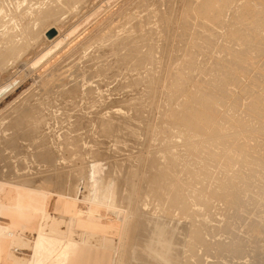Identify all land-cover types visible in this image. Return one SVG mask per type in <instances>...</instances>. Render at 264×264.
<instances>
[{
  "label": "bare ground",
  "instance_id": "1",
  "mask_svg": "<svg viewBox=\"0 0 264 264\" xmlns=\"http://www.w3.org/2000/svg\"><path fill=\"white\" fill-rule=\"evenodd\" d=\"M2 1V0H1ZM0 1V2H1ZM20 1V0H19ZM28 2V0H21V4L23 2ZM33 1V0H32ZM37 1V0H36ZM42 1V0H41ZM97 0H52L51 1V4L53 2L54 4V10L52 11L51 9L47 12V14H45L46 16L41 18L40 15H39V18L35 19V26H41V24L45 26V22L46 23H52L54 26H52V28L48 29L46 32L44 31V33L41 31L42 29H35L34 32L32 34V37H34L35 40H37V44L36 42L34 43L36 45V48L38 47L39 49L48 44H52L54 42H56L57 40H59L61 38V36L63 35V32L67 29V26H66V22H63L61 20V18H59V16L62 17V15H64L65 13H67L69 11V13H75V12H72L74 9H79V7L76 8L77 5H82L84 7H89L92 3H96ZM241 0H201L199 2V4H197V6L194 8L191 6V8L189 9L188 8V12H187V17L185 18H188V17H191L192 18H198L197 20L201 19V21H204L206 22L207 24H210V26H220V25H223L224 26V21L226 20L225 16H227V14H230L229 16H233L235 17L236 19H232L233 21H235V26L234 28H232V30L227 32L229 34V37L232 42L233 40L234 41H238V42H241L242 43V46L239 47H236L235 44L233 43L234 47H232L233 45L231 44V46H229L233 52L235 51L236 53H233L234 56L232 58V56H230V58L228 57V59L225 57V55L227 56V54L223 55V57H220L223 58L222 60L225 59L226 62H222L223 65L219 66L222 67L221 70L218 71V69H215L217 71V74L218 73H222V75L220 76V74H218V76L214 75L213 73L211 74V71L213 70H208L206 71L207 73H209V78L214 75V77H212L213 79H211L212 81L209 82V80L207 82H209L208 84H212V86L210 87L209 85V88L206 87L207 85H205V89L202 87L199 86V84L197 82H199V80L197 81L196 79L193 78V76L196 74L195 78L197 77V73H195L196 71H198L197 69V66L203 62V64H209V62L207 63L206 59L210 62H213V60H209V57H206V59L204 58V55L206 56L208 52H210V50H212V47L214 46V43H213V36L212 34L214 35V32H213V27L211 29V31L209 30L211 27L207 28L208 29V32L206 30L205 31V34L206 32L208 34H206L205 36H202L203 34V31L199 32L198 29L197 31L194 30L193 32H190L191 35H187L189 38H190V42H189V45L191 46H187V41L185 40L186 45L190 51L188 52V54L186 55L187 53V50L184 49L186 48L184 46V50H186V57L185 59L183 60L184 61V64H182L180 61L179 62L184 65V69L182 70L181 68H179L181 65L178 64V68L176 69L177 71L179 70L180 74L179 75H174V77H170L171 78V81L170 79H167L164 75V77L167 79V81L169 80L170 84L167 82V84H169V94L168 96H166L164 102L165 103H169L171 104V106L173 105L172 103L177 101L178 103V100L180 102V100L182 98H187L188 102L184 100V102L182 101L181 103V106L180 104L179 105H176L174 103V107L176 106H180L178 108H174L173 109H176V110H173L175 111V114L174 116L172 117V114H169L171 115V117H168V119L170 121H168L166 124H165V129L167 131H170L169 130V126H167V124H169L172 128H176V130H178V133L181 135V136H184L183 139H185V144L188 146L187 149H189V156H194L196 154V152L199 150L200 148V151L199 152V157H201L202 153H203V148L207 147L206 145H208V147L210 146L209 144V141L206 140L203 141V134L201 131H203V127L205 125H207V127L209 126L208 124L211 123L210 120L212 119L211 116L209 114H207V112H205L206 109H204V111H200L199 110V107L201 106L200 104H205V107L206 106H209L211 105H214V103L216 102L217 103V100H221L220 102L224 101L222 100L223 98L221 96H224L225 95V90L228 91V89L230 90V88L227 87V85L229 84H233V83H230L231 80H234L236 81L237 78H236V74L235 73H232V70H235L236 69H232L233 67L235 68L236 64L234 63H237L239 64L240 61H242L243 59V53H245L246 51L250 50L251 51V47L254 46L253 44H251V40L250 41V44H249V39H248V42H245V38L243 37V31L245 29H247V27L250 28L251 24L249 25L247 23L248 20L252 19V17L250 19H248L249 17V13L251 14L252 12H249L250 11V5L253 4L254 2L252 3H244V4H240L241 6L239 7V2ZM244 1V0H243ZM248 1V0H247ZM250 1V0H249ZM254 1V0H253ZM262 1V0H261ZM6 3V0L3 1ZM40 2V1H39ZM152 2V1H151ZM160 2V1H159ZM257 2V1H256ZM10 3V2H9ZM29 3V2H28ZM34 3V2H33ZM3 4V3H2ZM17 4V3H16ZM15 4V5H16ZM36 4V3H35ZM34 4V5H35ZM44 4V2H43ZM50 4V6H51ZM150 3L148 2V5ZM154 4V3H152ZM176 4V3H175ZM179 4V3H178ZM181 4V3H180ZM256 5V8L258 7L257 4L259 3H254ZM20 5V4H19ZM29 5V4H28ZM47 5V4H46ZM169 5V4H168ZM173 5V4H172ZM254 5V7H255ZM263 6L264 3L262 2L260 4V6ZM4 6L6 7V4H4ZM4 6H1L0 4V14H3V11H6L5 9H3L2 7ZM22 6V5H21ZM42 6V4H41ZM161 6V5H160ZM163 6V5H162ZM181 6V5H180ZM40 7V6H39ZM82 7V8H84ZM91 7V6H90ZM89 7V8H90ZM170 7V6H169ZM264 7V6H263ZM262 7V8H263ZM41 8V7H40ZM38 8V9H40ZM48 8V7H47ZM46 8V9H47ZM50 8V7H49ZM81 8V7H80ZM138 8V7H137ZM157 8V7H156ZM161 9V8H160ZM152 10V9H151ZM36 11V10H35ZM38 11V10H37ZM36 11V13H38ZM46 11V10H45ZM258 11H261L263 12V18H264V11L262 10H258ZM24 12V11H23ZM42 12V10H41ZM79 12V11H78ZM157 12V11H156ZM158 12H159V9H158ZM166 12V11H165ZM225 12V14H224ZM32 13V12H31ZM39 13H40V10H39ZM150 13V12H149ZM155 13V12H154ZM162 13V12H161ZM168 13V12H167ZM227 13V14H226ZM29 14V13H28ZM33 14V13H32ZM44 14V13H43ZM42 14V15H43ZM68 14V13H67ZM156 14V13H155ZM170 14V13H169ZM175 14V13H174ZM186 14V13H185ZM255 14V12H254ZM257 14V13H256ZM3 15H0V16H3ZM16 16L17 13H15ZM70 15V14H69ZM75 15V14H74ZM128 15V14H127ZM158 15V14H157ZM160 15V14H159ZM163 15V14H161ZM12 16V15H11ZM34 16V15H33ZM38 16V15H37ZM67 16V15H66ZM71 16V15H70ZM87 16V15H86ZM154 16V15H153ZM252 16V15H251ZM258 15H256L257 17ZM5 17V16H4ZM8 17V16H7ZM6 17V18H7ZM19 17V16H18ZM26 17V16H25ZM74 17V16H73ZM159 17V16H158ZM223 17H224V20H223ZM255 17V18H256ZM13 18V17H12ZM11 20H15V19H12ZM41 18V19H40ZM72 18V16H71ZM162 18V16H161ZM176 18V17H175ZM183 18V17H181ZM259 18V17H257ZM256 18V19H257ZM20 18H18L19 20ZM68 19V18H67ZM66 19V20H67ZM137 19V17H136ZM142 19V18H141ZM145 19V18H144ZM177 19V18H176ZM190 19V18H188ZM229 19V18H228ZM5 20V19H4ZM21 20V19H20ZM64 20V21H66ZM69 20H72L69 18ZM67 20V21H69ZM133 20V19H132ZM143 20V19H142ZM163 20V19H162ZM187 20V19H186ZM196 20V19H195ZM196 20V21H197ZM260 20V19H259ZM134 21V20H133ZM156 21V20H155ZM164 21V20H163ZM178 21V20H177ZM176 21V22H177ZM183 21V20H182ZM189 21V20H188ZM194 21V20H193ZM252 21V20H251ZM254 21V20H253ZM252 21V22H253ZM258 21V20H257ZM4 22V21H3ZM10 22V21H9ZM21 22V21H20ZM162 22V21H161ZM185 22V21H184ZM195 22V21H194ZM200 22V21H198ZM131 23V22H130ZM156 23V22H155ZM159 23V21L157 22ZM165 23V21H164ZM187 23V22H186ZM185 23V24H186ZM189 23V22H188ZM197 23V22H195ZM231 23V22H230ZM250 23V22H249ZM254 23V22H253ZM256 23V22H255ZM259 23V22H258ZM28 24V23H27ZM163 24V23H162ZM200 24V23H199ZM49 25V24H48ZM146 25V24H145ZM161 25V24H159ZM193 25V24H192ZM201 25V24H200ZM198 25V26H200ZM227 25V23H226ZM233 25V24H232ZM155 26V25H154ZM162 26V25H161ZM185 26H188V25H185ZM191 26V25H190ZM222 26V27H223ZM253 26V25H252ZM251 26V27H252ZM42 27V26H41ZM51 27V26H49ZM128 27V26H126ZM182 27V26H181ZM184 27V26H183ZM182 27V28H183ZM206 27V26H205ZM208 27V26H207ZM225 27V26H224ZM230 27V26H229ZM259 27V26H258ZM16 28V27H15ZM27 28V27H26ZM31 28V27H30ZM48 28V27H47ZM111 28H113L111 26ZM131 28V27H130ZM163 28V27H162ZM198 28V27H197ZM204 28V26L201 28H199V30H202ZM248 28V29H249ZM10 29V28H9ZM22 29V28H21ZM20 29V30H21ZM25 29V27L23 28ZM29 29V28H28ZM52 29H55L56 31V35L53 37V38H48L47 37V33L52 30ZM75 29L74 28L68 35L67 39L72 36L74 33H75ZM144 29V28H143ZM155 29V28H154ZM180 29V28H179ZM188 29V27H187ZM32 30V29H31ZM46 30V28H45ZM124 30V29H123ZM127 30V29H126ZM141 30V29H140ZM192 30V29H191ZM227 30V29H226ZM130 30H128L129 32ZM180 31V30H179ZM23 32V31H22ZM25 32V31H24ZM23 32V33H24ZM115 32V31H113ZM112 31L110 32L111 34L113 33ZM124 32V31H123ZM140 32V31H139ZM148 32V31H147ZM145 31V33H147ZM163 32V30H162ZM216 32V31H215ZM225 32V31H224ZM248 32V31H247ZM251 32V31H250ZM15 33V32H14ZM26 33V32H25ZM116 33V32H115ZM136 33V31H135ZM170 33V31H169ZM186 32V29H185V32ZM189 33V32H188ZM257 33V31H256ZM11 34V33H10ZM29 34V33H28ZM106 34V33H105ZM118 34V33H117ZM116 34V35H117ZM144 34V33H143ZM171 34V33H170ZM219 34V33H217ZM216 34V35H217ZM246 34V33H245ZM260 34V33H259ZM12 35V34H11ZM115 35V34H114ZM113 35V36H114ZM119 35V34H118ZM146 35V34H145ZM162 35V34H160ZM181 35H183V32L181 33ZM179 36V42L183 41L184 38L183 36ZM185 35V34H184ZM204 35V34H203ZM224 35V34H222ZM258 35V34H257ZM8 36V35H7ZM21 36V35H20ZM27 36V35H25ZM30 36V35H28ZM27 36V37H28ZM112 36V37H113ZM127 36V35H125ZM124 36V38H125ZM154 36V34H153ZM157 36V35H156ZM167 36V35H166ZM186 36V35H185ZM184 36V37H185ZM13 37V35H12ZM102 37V36H101ZM107 37V35L105 36ZM110 37V35L108 36ZM128 37V36H127ZM135 37V36H134ZM133 37V38H134ZM158 37V36H157ZM163 37V36H162ZM161 37V38H162ZM165 37V36H164ZM187 37V38H188ZM224 37V36H223ZM16 38V37H15ZM116 38V37H115ZM114 38V39H115ZM120 38V37H119ZM118 38V39H119ZM121 38H123L121 36ZM120 38V39H121ZM129 38V37H128ZM148 38H151V37H148ZM155 38V37H154ZM177 38V37H176ZM188 38V40H189ZM231 38H234V39H231ZM244 38V39H243ZM256 38V37H255ZM33 39V38H32ZM67 39H65L64 41H66ZM109 39V38H108ZM112 39V38H110ZM127 39V38H126ZM132 39V38H131ZM130 39V40H131ZM137 39V38H136ZM259 39V38H258ZM9 40V39H8ZM13 41V38L11 39ZM44 40V41H43ZM93 40V39H92ZM124 40V39H122ZM129 40V39H127ZM129 40V41H130ZM135 40V39H134ZM153 38L151 39V42H152ZM156 40V39H155ZM159 40V39H158ZM157 40V41H158ZM161 40V39H160ZM178 40V39H177ZM202 43H200L201 41ZM217 40V39H216ZM215 40V41H216ZM224 40V39H223ZM225 40L227 41L228 38ZM7 41V40H6ZM28 41V40H27ZM34 40H32L33 42ZM64 41H61L59 43H57V45H55L54 48L50 49L49 51H47L43 56H41L39 59H37L29 68L25 69V71L27 73H32L34 71H36V67H40L45 61H47L50 57H52L54 55V53H56L58 50L57 49H60L62 47V45H64ZM112 41V40H111ZM109 42L110 44L112 42ZM125 41V40H124ZM138 41V40H137ZM155 41V43L157 42ZM200 41V42H199ZM225 41V42H226ZM247 41V40H246ZM256 41V40H255ZM14 42V41H13ZM19 42V41H18ZM30 42V41H29ZM27 42V43H29ZM107 43V41H105ZM114 42V40H113ZM123 42V41H122ZM131 42V41H130ZM146 42V41H145ZM150 42V41H149ZM149 42H147L149 44ZM176 42V41H175ZM174 42V43H175ZM219 42V41H218ZM224 42V41H223ZM222 42V43H223ZM224 42V43H225ZM229 44L232 43L230 41H228ZM238 42H235L236 44ZM105 43V44H106ZM121 43V42H120ZM125 43V42H124ZM123 43V45H124ZM128 42H126L127 44ZM135 43V41L133 42V44ZM139 43V42H138ZM138 47L136 49V47L134 49H136L135 51L139 52V49H140V43L138 44ZM144 43V42H143ZM142 43V44H143ZM157 46L160 44L159 41L157 42ZM195 43V44H194ZM227 43V42H226ZM241 43H238L239 45H241ZM255 43V42H253ZM13 44V43H12ZM30 44V43H29ZM84 44V43H83ZM90 44V43H89ZM130 44V43H128ZM131 43V45L129 46L128 49H132L131 47H134L132 46L133 45ZM147 44V45H148ZM6 45H8V43H6ZM10 47L6 46L7 49H9V51L11 52H14L17 48H19V46H11V43L9 44ZM14 45V44H13ZM23 45V44H22ZM21 45V46H22ZM118 45H120L118 43ZM136 45V44H134ZM136 45V46H137ZM151 45V43H150ZM153 46L154 43L152 44ZM164 45V44H163ZM176 45V44H175ZM193 45V46H192ZM216 45V44H215ZM256 45H259L258 47H261L260 43L259 44H255ZM27 46V44L25 45ZM24 46V47H25ZM30 46H32V44H30ZM29 46V47H30ZM106 46H108V44H106ZM127 46V45H126ZM143 46H146V45H143ZM165 46V45H164ZM163 46V47H164ZM167 46V45H166ZM177 46H178V43H177ZM23 47V46H22ZM21 47V48H22ZM28 47V46H27ZM114 46L112 45L111 48H113ZM149 47V46H148ZM147 47V48H148ZM152 47V46H150ZM162 47V48H163ZM168 47V46H167ZM219 47V46H218ZM226 47H228V45L226 44ZM238 48L236 50H234L233 48ZM242 47V48H241ZM258 47L256 46L255 48L258 49ZM15 48V49H14ZM32 48V47H30ZM28 48V49H30ZM109 48V47H108ZM119 48V47H118ZM124 48V46H123ZM153 48V47H152ZM156 48V47H155ZM214 48V47H213ZM229 48V49H230ZM254 48V47H253ZM262 48V47H261ZM264 48V47H263ZM90 49V48H89ZM127 47L125 50H127V52H130L128 51ZM146 49V48H145ZM176 49V48H175ZM174 49V50H175ZM182 49L181 45H180V50ZM182 49V51H183ZM228 49V50H229ZM239 49H241L239 51ZM6 50V49H5ZM13 50V51H12ZM95 50V49H94ZM112 50V49H111ZM133 50V49H132ZM131 50V53L134 52ZM153 49L150 48V52L148 51V53L146 52L145 56H144V59H143V64H140L138 67L142 68L143 69V66L147 64H152L154 63V61L157 59L156 56V53L155 52H158L160 50V47H159V50L158 51H151ZM157 50V49H156ZM167 50V49H166ZM169 50V49H168ZM171 50V49H170ZM179 48H178V51H180ZM215 50V49H214ZM218 50V49H217ZM227 49H225L226 51ZM228 50L226 51V53H228ZM231 50V51H232ZM238 50V51H237ZM254 50V49H253ZM25 51H27L25 49ZM30 51V50H29ZM32 51V50H31ZM102 51V50H101ZM108 51V50H107ZM120 51H122L120 49ZM144 51V50H143ZM163 51V50H162ZM173 51V50H172ZM170 51V52H172ZM206 51V52H205ZM219 51V50H218ZM256 51V50H255ZM259 51V50H257ZM262 51V50H260ZM19 52V51H18ZM17 52V53H18ZM21 52H22V49H21ZM28 52V51H27ZM100 52V51H99ZM177 52V51H176ZM181 52V51H180ZM185 51H183V54H184ZM201 53V56L204 58L203 60H198L200 58V55L199 57L196 56L198 54L196 53ZM224 52V51H223ZM222 52V54H224ZM241 52V53H239ZM249 52V51H248ZM3 53V52H2ZM23 53V52H22ZM93 53V52H92ZM110 53V52H109ZM120 53V52H119ZM122 53V52H121ZM130 53V54H131ZM153 53H154V57L153 58ZM182 53V52H181ZM191 56L194 54V56L197 58L196 60L192 59L193 57H190L188 55ZM206 53V54H205ZM239 53V54H238ZM258 53V52H257ZM1 54V53H0ZM13 54V53H11ZM26 54V53H24ZM28 54V53H27ZM30 54V53H29ZM79 54V53H78ZM108 54V53H107ZM116 54V53H115ZM118 54V53H117ZM126 55H128L129 57V60L131 59L129 56L130 54L126 53ZM136 54V53H135ZM158 54V53H157ZM177 54V53H176ZM203 54V55H202ZM211 55H214L210 52ZM210 54H208L209 56H211ZM217 54V53H215ZM228 54H231V52H229ZM247 54V53H246ZM250 54V53H248ZM247 54V55H248ZM264 54V53H263ZM3 55V54H1ZM9 56V54H7ZM18 55V54H17ZM92 55V54H91ZM95 55V54H94ZM97 55V54H96ZM99 55V54H98ZM101 55V54H100ZM109 55V54H108ZM107 55V56H108ZM125 55V56H126ZM132 55V54H131ZM138 55V53H137ZM137 55L135 56L137 58ZM142 55V54H141ZM156 55V56H155ZM166 55V54H165ZM170 55V54H169ZM179 55V54H178ZM207 55V56H208ZM219 55L221 56V54L219 53ZM218 55V56H219ZM259 56V54H257ZM256 55V56H257ZM4 56V55H3ZM6 56V54H5ZM6 56V57H8ZM77 56H80L77 55ZM93 56V55H92ZM122 56V55H121ZM123 56V57H125ZM134 56V54H133ZM132 56V57H133ZM143 56V55H142ZM177 56V55H176ZM182 56V54H181ZM181 56H179V58H181ZM217 56V58H218ZM242 56V58H241ZM249 56V55H248ZM247 56V57H248ZM252 56V55H250ZM1 57V56H0ZM24 57V56H23ZM85 57V56H84ZM120 57V55H119ZM127 57V56H126ZM127 57V59H128ZM134 57V58H135ZM162 57V56H161ZM165 57V56H164ZM163 57V58H164ZM167 57V56H166ZM188 57V58H187ZM190 57V58H189ZM194 57V58H195ZM246 57V56H245ZM244 57V58H245ZM253 57V56H252ZM18 58V56H17ZM25 59H23L25 62L27 61V59L29 58L28 55H26L24 57ZM122 58V57H121ZM140 58V56H139ZM162 58V59H163ZM177 58V59H179ZM212 58V56L210 57V59ZM214 58V56H213ZM216 58V57H215ZM214 58V59H215ZM2 59V57H1ZM4 59V57H3ZM2 59V60H3ZM6 59V58H5ZM12 59V58H11ZM16 59V58H15ZM76 59V58H75ZM99 59V58H98ZM97 59V60H98ZM111 59V58H110ZM120 59V58H119ZM118 59V61H119ZM124 60V61H121V60ZM120 59V62H123L122 64L124 65L125 62V59L122 58ZM126 59V61H128ZM142 59V58H141ZM155 59V60H153ZM158 59H159V56H158ZM175 59V57L173 58ZM182 59V58H181ZM219 59V58H218ZM216 59V60H218ZM231 59V62L234 61L233 63H229L228 61H230ZM247 59V58H246ZM245 59V60H246ZM253 59V58H251ZM250 59V60H251ZM9 60V59H8ZM7 60V61H8ZM81 60V59H80ZM96 60V61H97ZM165 60V59H164ZM163 60V61H164ZM199 61V64H197L196 66V63ZM205 60V62H204ZM245 60H243L245 62ZM254 60V59H253ZM259 60V59H258ZM6 61V62H7ZM19 61V60H18ZM75 61V60H74ZM86 61V60H85ZM117 61V62H118ZM134 61V60H133ZM153 63H149V62H152ZM156 65L158 63V61L160 60H156ZM175 61V60H174ZM178 61V60H177ZM196 61V63L194 62ZM249 61V60H248ZM260 61V60H259ZM4 62V64L6 63ZM17 62V61H16ZM71 62V61H70ZM69 62V63H70ZM89 62V61H88ZM116 62V60L114 61ZM116 62V63H117ZM119 62V63H120ZM137 62V61H136ZM142 63V61H139ZM178 62V63H179ZM220 62V60H219ZM217 61V63H219ZM27 63V62H26ZM91 63V62H90ZM161 63V61L159 62ZM216 63V64H217ZM221 63V62H220ZM251 63V61H250ZM263 63V62H262ZM261 63V64H262ZM1 64V63H0ZM14 64V63H13ZM77 64V63H76ZM85 64V63H84ZM108 64V63H107ZM121 64V65H122ZM133 64V63H132ZM138 64V63H137ZM148 64H147V67H148ZM204 64V66H205ZM212 64V63H211ZM211 64L207 65V67L210 69V67H216L218 68V65L215 66V64H212L214 66H211ZM232 64H234L235 66L232 67ZM242 64V63H240ZM245 64V63H244ZM246 64H248L246 62ZM258 64V63H257ZM9 64L7 63V66ZM15 65V64H14ZM96 65V64H95ZM109 65V64H108ZM160 65V64H158ZM162 65V63H161ZM174 65V64H173ZM202 65V64H201ZM243 65V64H242ZM251 65V64H250ZM250 65H246L245 67H250ZM260 65V63H259ZM5 66V65H4ZM91 66V65H90ZM89 66V67H90ZM93 66V65H92ZM91 66V67H92ZM111 66V65H110ZM119 66V65H118ZM117 66V67H118ZM135 66V64H134ZM150 66V65H149ZM203 66V67H204ZM210 66V67H209ZM238 66V65H237ZM254 66L256 67V65L254 64ZM1 67V66H0ZM10 67V66H9ZM8 67V68H9ZM70 67V66H69ZM78 67V66H77ZM76 67V68H77ZM85 67V66H84ZM88 67V66H87ZM90 67V68H91ZM120 67V66H119ZM126 67V65L124 66ZM154 67V65H153ZM159 67V66H158ZM161 67V66H160ZM163 67H165L163 65ZM159 68V71L160 70H164V68ZM167 67V65H166ZM182 67V66H181ZM199 67V66H198ZM207 67L205 69H207ZM244 67V68H245ZM2 68V67H1ZM66 68V67H65ZM72 68V67H71ZM101 68V67H100ZM115 68V67H114ZM122 68V67H121ZM131 68V66H130ZM135 68V67H134ZM155 68H157L155 66ZM169 69V65L167 67ZM173 67L170 66V69H172ZM175 68V67H174ZM252 68V67H251ZM13 69V68H12ZM36 69V70H35ZM64 69V67H63ZM138 69V68H136ZM141 69V70H142ZM166 69V68H165ZM181 69V70H180ZM204 69V68H202ZM204 69V70H205ZM213 69V68H211ZM242 69L243 71L245 69H243V66L242 68H239V70ZM255 69V68H254ZM5 70V69H4ZM91 70V69H90ZM140 70V69H139ZM154 70V69H153ZM156 70V69H155ZM173 70V69H172ZM199 70L201 71L202 73V70H201V67H199ZM203 70V71H204ZM214 70V73L216 72ZM239 71V72H243V71ZM247 70V69H246ZM252 70V69H251ZM23 72V73H26V72ZM69 71V70H68ZM93 71V70H92ZM96 71V70H95ZM99 71V70H97ZM122 71V70H121ZM126 71V70H125ZM132 71V70H131ZM130 71V72H131ZM157 71V70H156ZM169 71V70H168ZM199 71V72H200ZM221 71V72H220ZM234 71V72H235ZM237 71H238V68H237ZM249 71V70H248ZM62 72V71H61ZM91 72V71H90ZM102 72V71H101ZM119 72V71H117ZM137 72H140L137 70ZM136 72V73H137ZM146 72V71H145ZM143 72V73H145ZM161 72V71H160ZM165 71H163L164 73ZM171 72V71H170ZM169 72V74H171ZM174 72V70L172 71ZM178 72V73H179ZM182 72V73H181ZM246 72V71H245ZM259 72V71H258ZM66 73V72H65ZM77 73V72H76ZM98 73V72H97ZM105 73V72H103ZM143 73H141L143 75ZM147 73H150V69H149V72H146ZM158 74L159 72H154L153 74ZM162 73V72H161ZM161 73H159L161 75ZM162 73V75H163ZM165 73H168L167 70ZM176 73V72H175ZM195 73V74H193ZM200 73V74H201ZM204 73V72H203ZM253 73V72H252ZM69 74V72H68ZM74 74V73H73ZM86 74V73H85ZM94 74V73H93ZM114 74V73H113ZM145 74V75H146ZM169 74H168V77H169ZM205 74V73H204ZM234 74V76H233ZM238 74V73H237ZM248 74V73H247ZM246 74V75H247ZM71 75V74H70ZM102 75V74H101ZM127 75V74H126ZM131 75V73H130ZM135 75V74H134ZM150 75V74H148ZM160 75H155L157 76L156 79H151L152 81V84L150 83V85H152V87H155L156 88V85L158 84V86L161 85L160 82H162L163 80L160 78L161 76ZM172 75V74H171ZM208 76V74H206ZM206 75L204 76L206 79ZM236 75V76H235ZM255 75V74H254ZM262 75V74H261ZM67 76V75H66ZM74 76V75H73ZM104 76V75H103ZM117 76V75H116ZM128 76V75H127ZM126 76V77H127ZM158 76L160 78V80L162 81H159L158 79ZM167 76V75H166ZM201 75H198V77L200 78ZM243 76V74H242ZM248 76V75H247ZM246 76V77H247ZM260 76V75H259ZM75 77V76H74ZM92 77V75L90 76ZM105 77V76H104ZM103 77V78H104ZM115 77V76H114ZM132 77V76H131ZM150 77V76H149ZM152 77V76H151ZM162 76V78H164ZM203 78V76H201ZM85 78V77H84ZM106 78V77H105ZM258 78V76H257ZM262 78V77H261ZM57 79V78H56ZM100 79V78H99ZM194 79V81H197V82H194L198 85H193L191 84L192 83V80ZM204 79H202V81H205ZM129 80V79H128ZM139 80V79H138ZM201 80V78H200ZM207 80V79H206ZM233 80V82H235ZM243 80V79H242ZM242 80L240 82H242ZM256 80V84H263V81L264 79L261 80V82H259L260 80L258 79H254ZM257 80H258V83H257ZM76 81H78L76 79ZM80 81V80H79ZM103 81V80H101ZM100 81V82H101ZM124 81V80H123ZM126 81V80H125ZM134 81V80H133ZM147 81V80H145ZM165 81V80H164ZM59 82V81H58ZM63 82V81H62ZM70 82V81H69ZM95 82V81H94ZM115 82V81H114ZM150 82V80H149ZM160 85H159V83ZM201 82V81H200ZM205 82V83H207ZM255 82V81H254ZM15 82H12V83H8L7 85H4L2 87H0V101L3 99V96L7 93V91L10 89V87L14 84ZM136 83V82H135ZM155 83V84H154ZM202 83V82H201ZM204 83V82H203ZM238 83V82H237ZM50 84V83H49ZM52 84V83H51ZM98 84V83H97ZM131 84V83H130ZM134 84V83H133ZM149 84V83H148ZM166 84V83H164ZM261 84V85H262ZM80 85V84H78ZM124 85V83H123ZM128 86L129 83L127 84ZM126 85V86H127ZM140 85V84H139ZM236 85V83H235ZM238 85V84H237ZM241 85V84H240ZM250 85V84H249ZM253 85V84H252ZM46 86V85H45ZM49 86V85H48ZM52 88L50 89L51 91H48V98L46 99H43L39 102L38 100L36 101V103L34 101V103L31 102V100H28L26 101L22 107H23V111L19 112H15V114H13V118L8 121V123H10V126L6 124H4L3 127H0L1 128V133L2 135H4V138L6 137V141L3 143V145L0 146V149L4 146L5 147H8L9 148V151L10 152V160H12L11 162H8V164H3V162H1L0 164V264H237V262L235 263V261H239V260H242L245 258H249V261L247 263H242V264H264V260L261 259V256L264 254L263 251H261V248L259 245V242L257 243V239H259V237L257 238L256 235H254L253 233L252 236L253 237H250V238H246L248 237V235L246 237H242V235L236 231L237 229L233 228L232 226H230L228 224V226H221V227H210V225H206V223L204 224L203 221H199L201 218H204V217H210V213H209V209L211 208V205L212 203L209 202L208 199H205L204 197V200H208L207 201H203V198L202 196L208 194V195H211V199H214L215 198L219 199V198H225V204L228 206V214L226 213L225 215H227V218L228 219H236L237 217H242V216H239L241 214V211L242 209H240V214L235 218V213L232 214V211L233 212H238V210L236 211L235 209H238V208H241L243 206V208L245 207V205H248L246 204V201L244 199H246L245 197L243 198V193L241 190V187H239L241 190H238L236 188V186L238 187V185L240 186H243L244 188V184L242 183L241 184H238L236 185V182L235 183V186L233 185H230L228 186L227 184V187H215L214 184H210L209 185V180L211 178V172H213V170H209L212 166L217 168L213 163H216L219 158H221L220 161H225V157L223 159V157H221L222 155L219 154L218 152H215V151H209L206 152L208 153V156H204L205 158L208 157V162L206 160H204V164L207 162V167L205 168V170L203 169H200V168H204L199 166L200 168H197L199 169L198 171H196V166H197V163L196 161H194L195 163H193L192 165L190 164L187 168L191 169V171L188 173L184 171L185 173V177L184 179H176L174 178H171L172 175H170L171 173L173 174L175 171L177 172V167H179V165L181 164L180 161L181 160H172V159H169V162H168V158L166 159L167 160V164L164 165V163L161 165V167L157 166L155 163H152L154 162V160L156 159V157H154L155 159H153V161L151 162V164H148V166L146 165L145 168L147 170L146 173H148L149 176H147L148 180L146 181L145 178H143L144 180L143 181H146L141 187L137 186V183L136 186H134V181L137 180L134 178L135 174L137 172H135L134 174V171L133 168L135 167H129V169H132V170H126V168H122L124 165V163L121 162L122 165H120V169L122 168L123 170L121 171L119 168H117V163H109L107 161V163H104L106 162V160L108 159L109 160V157L111 158V156L108 157L109 153L107 152H110L108 148H105L107 147L108 145V142L110 143V141L108 140H111L113 142L116 143H120V146L118 148V146H114V147H117L114 148L112 147V143L109 144L111 146L109 147H112L114 149H116V152L117 150L119 151V149H121V143L122 141L125 139H128L130 138L132 135L135 136V131L133 129H135V126L136 124L135 123H138L141 119H143L142 115H141V110L139 109V107H143L146 106L144 104V106L141 104L139 106L138 104V107L136 108V105L132 104V111H134L133 113H135L134 115L130 114L127 112V110L130 112V109L131 107L129 108V106H127L128 108L125 107V105H119L117 106L118 102H116L115 104H113L112 101L106 103V105L108 104L109 106H106L105 103L104 105L105 106H100V110L98 109L97 111H94L93 113L90 111L89 114H87L86 112H81L79 110V112H74L76 107H79L77 106L76 104L77 103H73V101H75V97L74 99H71L75 94L79 95L80 92H79V86H74L72 87V89L70 88V90L66 93L65 89L63 90H59V89H62L65 87V84H59V83H55V84H52L51 85ZM67 86H69L67 84ZM72 86V85H71ZM100 86V85H99ZM157 86V87H158ZM162 86V85H161ZM166 86V85H164ZM193 87L194 90H189L190 87ZM231 86V85H230ZM234 86V85H232ZM239 86V85H238ZM236 86V89L237 87ZM251 86V85H250ZM259 86V85H258ZM122 87V86H120ZM125 87V86H124ZM139 87V86H138ZM151 87V86H150ZM151 87V88H152ZM191 87V88H192ZM249 87V86H248ZM261 87V86H260ZM264 87V86H263ZM261 87V88H263ZM49 88V87H48ZM58 88V90L55 91V89ZM68 88V87H67ZM108 88V87H107ZM131 88V87H129ZM162 88V87H161ZM165 88H168L167 87H164V90ZM228 88V89H227ZM239 88V87H238ZM242 89V87H240ZM245 88V87H244ZM257 88V87H256ZM256 88H253V89H256ZM44 89V88H43ZM145 89V88H144ZM148 89V88H147ZM157 89V88H156ZM250 89V88H249ZM95 90V89H94ZM124 90V89H123ZM139 90V88H138ZM137 90V91H138ZM259 90V89H258ZM262 90V89H261ZM264 90V89H263ZM13 91V90H12ZM10 91V93L12 92ZM116 91V90H115ZM118 91V90H117ZM116 91V92H117ZM122 91V89H120V92ZM127 91V90H126ZM131 91V90H130ZM155 91V90H154ZM226 91V92H227ZM232 91V89H231ZM237 91V90H236ZM247 91V90H246ZM90 92H93V91H90ZM99 92V91H98ZM97 92V93H98ZM134 92V91H133ZM141 92V90H140ZM149 92V91H148ZM153 92V91H152ZM248 92H251V91H248ZM253 92V91H252ZM41 93V91H40ZM46 93V92H45ZM85 93V92H84ZM122 93V92H121ZM125 93V92H124ZM128 93V92H126ZM146 93V91H145ZM167 93V92H166ZM234 93V92H233ZM232 93V94H233ZM241 93V92H240ZM256 93V91H255ZM258 93V91H257ZM261 93V92H260ZM87 94H88V91H87ZM94 94V93H93ZM100 94V92H99ZM143 94V93H142ZM152 94V93H151ZM150 94V95H151ZM160 94V93H159ZM164 94V93H163ZM162 94V95H163ZM245 94V93H244ZM248 94V93H247ZM43 95V94H42ZM45 95V94H44ZM75 95V96H77ZM113 95V94H112ZM131 95V94H130ZM129 95V96H130ZM140 95V94H139ZM137 95V96H139ZM149 95V94H148ZM147 95V96H148ZM157 94H153V96H156ZM167 95V94H166ZM186 95V96H185ZM228 95V92L227 94ZM235 95V94H234ZM239 95V94H238ZM241 95V94H240ZM254 95V93L252 94ZM257 95V94H255ZM254 95V96H255ZM38 96V95H37ZM69 96H72L70 97V100H72V103L70 104V102L68 103L67 105V102H68V99H69ZM82 96V95H81ZM84 96V95H83ZM136 96V95H135ZM143 96V95H142ZM233 96V95H232ZM251 96V95H250ZM253 96V97H254ZM261 96V94H260ZM28 97V96H27ZM41 97V96H40ZM78 97V96H77ZM106 97H109V96H106ZM117 97V96H116ZM145 97V96H144ZM157 97V96H156ZM219 97V99L217 98ZM239 97H242V96H239ZM252 97V96H251ZM256 97V96H255ZM259 97V96H258ZM263 97V96H262ZM59 98H62V102L60 103V100ZM110 98V97H109ZM109 98H108V101H109ZM118 98V97H117ZM151 98V97H149ZM148 98V100H149ZM154 98V97H153ZM153 98L150 99L153 100ZM225 98V97H224ZM227 98H229L227 96ZM227 98H225V100H227ZM232 98V97H231ZM243 98V97H242ZM245 98V97H244ZM249 98V96H248ZM264 98V97H263ZM125 99V97H124ZM130 99V98H129ZM132 99V98H131ZM134 99V98H133ZM137 99V98H136ZM159 99V98H157ZM163 99V97L161 98ZM159 99V100H161ZM235 99V98H234ZM251 99V98H250ZM257 100V97L255 98ZM35 100V98H34ZM69 100V101H70ZM105 100V99H104ZM103 100V101H104ZM107 100V99H106ZM126 100V99H125ZM123 100V101H125ZM203 100V102H202ZM231 100V99H230ZM241 101V99H239ZM243 100V99H242ZM262 100V99H261ZM80 103H82L83 105H81V109L82 111H87L88 109H91L92 106H88V104L85 106H88L90 108L87 109V107H83L84 106V101L85 100H81L79 101V99L77 100ZM88 101V100H87ZM86 101V103H87ZM102 101V102H103ZM130 102V100H127ZM146 101V100H145ZM158 101V100H157ZM239 101V102H240ZM245 101V100H243ZM252 101H254V98H252ZM39 102V103H37ZM58 102V106H56L57 104H55V106L53 105L54 103ZM101 102V101H100ZM107 102V101H106ZM126 102V101H125ZM133 102H135L133 100ZM137 102V100H136ZM141 102V101H139ZM138 102V103H139ZM144 102V100H143ZM154 102V100H153ZM163 102V101H162ZM226 102V101H225ZM233 102V100H232ZM247 102V101H246ZM263 102V101H261ZM260 100L256 101L254 104H251L255 109H260L262 106V103L261 104ZM92 103V102H91ZM99 103V102H98ZM132 103V102H131ZM150 104H152V106L150 104H148L149 106H146L148 107L147 109H149V107L151 106L152 109L154 110V108L158 109L157 104L156 103V100L154 103L152 102H149ZM227 103V102H226ZM78 104V105H79ZM120 104V103H119ZM127 104V103H126ZM223 104V103H221ZM234 104V103H233ZM241 104V103H240ZM245 104V103H244ZM26 105V107L24 108V106ZM65 105V106H64ZM66 105H67V108H66ZM94 105V104H93ZM128 105V104H127ZM130 105V104H129ZM164 105L163 107L165 108V104H162ZM230 105V104H229ZM264 105V104H263ZM63 106V107H61ZM111 106V107H110ZM167 106V105H166ZM204 106V105H203ZM202 106V107H203ZM222 106V105H220ZM224 106H226L224 104ZM249 106V105H248ZM79 107V109H80ZM97 106H95L96 108ZM125 107V108H124ZM140 107V108H141ZM229 107V106H228ZM242 107V106H241ZM247 107V106H246ZM53 109V113L50 115V116H43L42 115V112L44 111H47V109ZM114 108H121L122 111H115V112H111L112 109ZM163 108V109H164ZM167 108V107H166ZM169 108V107H168ZM207 108V107H206ZM250 108V107H249ZM22 109V108H21ZM49 109V110H50ZM56 109V110H54ZM145 109V108H144ZM143 109V111H144ZM150 109V110H152ZM157 109L154 110V113L153 111L151 113L155 114V112H157ZM208 110L209 109H212V108H207ZM222 109V108H221ZM231 109V108H230ZM240 109V108H239ZM243 109V108H242ZM262 109V108H261ZM64 111L62 112L63 114L61 116H58L56 113H58L59 111ZM94 110V106H93V109ZM96 110V109H95ZM107 110H111L109 111V113H107L108 111ZM116 110V109H115ZM158 110H160L159 112H162L161 109L159 108ZM168 110V109H167ZM170 110H172L171 108L168 110L169 112H171ZM203 110V108H202ZM218 109L215 110V113ZM227 110V109H226ZM225 110V111H226ZM234 110V108H233ZM236 110V109H235ZM245 110V109H244ZM248 110V109H246ZM89 111V110H88ZM128 115H127V113ZM131 111V113H132ZM165 111V109L163 110V112ZM207 111V110H206ZM221 111V110H220ZM254 111V109H253ZM252 111V112H253ZM124 112V113H123ZM148 112V111H147ZM158 112V113H159ZM214 112V111H213ZM219 112V111H217ZM227 112V111H226ZM246 112V111H245ZM262 112V111H261ZM11 113V112H10ZM13 113V111H12ZM45 113V112H44ZM47 113H50V112H47ZM61 113V112H60ZM146 113V112H145ZM225 113V112H224ZM223 113V114H224ZM232 113V112H231ZM235 113V112H234ZM242 113V111H241ZM244 113V112H243ZM255 113V112H254ZM257 113V112H256ZM263 113V112H262ZM143 114V112H142ZM149 114H150V111H149ZM151 114V116L153 115ZM163 113H161V117H165L167 114H165V116L163 115ZM248 114V113H247ZM229 115V114H227ZM231 115V114H230ZM229 115V116H230ZM243 115V114H242ZM245 115V114H244ZM243 115V116H244ZM250 115V114H249ZM247 115V116H249ZM262 115V114H261ZM150 116V117H151ZM213 116V114H212ZM223 116V115H222ZM226 116V115H225ZM232 116V115H231ZM236 116V115H235ZM240 116V115H239ZM246 116V115H245ZM244 116V118H245ZM258 116V115H257ZM260 116V115H259ZM147 117V115L145 116V118ZM149 117V116H148ZM241 117V116H240ZM143 120L144 122V127L146 128L147 126L145 124L148 125V122H145L146 120H148L146 118V120ZM155 118V117H154ZM214 118V117H213ZM232 118V117H230ZM236 118V117H235ZM252 121L253 119V116L249 117ZM247 117V119H249ZM10 119V117H9ZM161 118L158 119V121L160 120ZM221 119V118H220ZM223 119V118H222ZM239 119V118H238ZM246 119V120H247ZM139 120V121H138ZM150 120V119H149ZM162 120V119H161ZM160 120V121H161ZM166 120V118H165ZM216 120V119H215ZM230 120V119H229ZM234 120V119H233ZM232 120V121H233ZM237 120V119H236ZM241 120V118H240ZM238 120L236 123H238V125L240 127H242V130H246L248 131V133L246 135H249V131L251 132H254V134L256 133V136L258 137V139H260L259 137L261 136H258L257 135V132L258 134L261 132V130L263 131L264 128H262V123L259 127H253L254 125L251 124L252 122L254 123V121H252L251 123L250 122H247L245 119L244 121H240ZM255 120V118H254ZM137 121V122H136ZM151 121V120H150ZM149 121V122H150ZM157 121V120H156ZM212 121V120H211ZM250 121V120H249ZM261 121H264L263 119ZM3 122V121H2ZM54 122V124L56 126H58L59 124H65L66 126V131L63 133H59L60 131H58V134L56 132V135H52L51 132V128L54 127L55 129V125L52 123ZM141 122V123H143ZM215 122V121H214ZM219 122H221L219 120ZM230 122V121H228ZM257 122V121H256ZM7 123V122H6ZM141 123L139 122L138 125H141ZM155 123V122H154ZM154 123H152L153 125H155ZM163 123V121L161 122ZM165 123V121H164ZM215 123H218L215 122ZM215 123H212L213 125ZM227 123V122H226ZM233 123V122H232ZM258 123V122H257ZM212 124H210L212 126ZM225 124V123H224ZM255 124V123H254ZM6 125V126H5ZM54 125V126H53ZM143 125V124H142ZM141 125V126H142ZM152 125V126H153ZM161 126L160 124L157 123V126ZM173 125V126H172ZM217 125H220L217 124ZM227 125V124H226ZM257 125V124H256ZM2 126V125H1ZM140 126V127H141ZM156 126V127H157ZM164 126V125H163ZM162 126V127H163ZM167 126V127H166ZM216 126V125H215ZM232 126V125H231ZM12 127V130L15 129L17 130V132L15 133L14 132V135H13V131L11 133V131L9 132V130L11 129ZM139 126H137L138 130L140 129ZM142 126V129L144 128ZM149 127H150V124H149ZM148 129L152 131H155L153 130V127H150ZM155 127V126H154ZM224 127V126H223ZM239 127V128H240ZM48 128L50 129L49 131V135L47 137V139H45V134L43 135L44 137L41 139V135L44 133H40L41 132V129L42 130H48ZM58 128L57 130H59V126L56 127ZM163 128V130H164ZM206 128V127H205ZM213 128V127H212ZM211 128V129H212ZM235 129V127H233ZM65 129V128H63ZM147 129V128H146ZM155 129V128H154ZM157 129V128H156ZM208 129V128H207ZM210 129V128H209ZM210 129V130H211ZM215 129V128H214ZM220 129V128H219ZM230 129V128H229ZM53 130V129H52ZM136 130V129H135ZM145 130V129H143ZM165 130V132H166ZM172 130V129H171ZM175 130V129H174ZM205 130V129H204ZM218 130V128H217ZM239 130V129H237ZM45 131V132H46ZM142 131V130H141ZM140 131V132H141ZM158 131V129L156 130V132ZM162 131V130H161ZM208 131V130H207ZM212 131V130H211ZM230 131V130H229ZM232 131V130H231ZM234 131V130H233ZM137 132V130H136ZM139 132V131H138ZM139 132V133H140ZM155 134H159L156 133ZM172 132V131H170ZM169 132V133H170ZM177 132V131H176ZM236 132V131H235ZM245 132V131H243ZM243 132H241L242 134H239L242 136L243 135ZM48 133V131H47ZM150 133V132H149ZM154 133V132H153ZM162 134L164 133V131L161 132ZM210 133V132H209ZM229 132L226 133V130H225V133L223 132L224 135L228 134ZM231 133V132H230ZM263 133V132H261ZM17 134V135H16ZM101 134H104V135H101ZM138 134V133H137ZM167 134V132L165 133ZM175 134V133H174ZM207 134V133H206ZM217 134V133H216ZM219 134V133H218ZM237 134V132H236ZM245 134V133H244ZM47 135V134H46ZM205 135V133H204ZM235 135V134H234ZM238 135V134H237ZM244 135V137L246 136ZM261 135V134H259ZM263 135V134H262ZM138 136V135H137ZM143 136V135H142ZM141 136V137H142ZM159 136V135H158ZM164 137V135H162ZM177 136V135H175ZM210 136V135H209ZM227 136V135H226ZM239 136V137H241ZM1 137V136H0ZM40 137V139H39ZM136 137V136H135ZM134 137V138H135ZM203 137V138H202ZM231 137V136H230ZM229 137V138H230ZM243 137V136H242ZM243 137V138H244ZM248 137V136H247ZM250 137V136H249ZM255 137V136H254ZM2 138V137H1ZM137 138V137H136ZM155 138V136H154ZM153 138V139H154ZM166 138L168 139V135H166ZM165 138V139H166ZM169 138H170V135H169ZM178 138V137H177ZM210 138V137H209ZM220 138H222L220 136ZM220 138H218L220 140ZM228 138V137H227ZM237 138V136H236ZM241 138V139H243ZM253 138V137H252ZM250 138V140L252 139ZM201 139L203 142H205L204 144H201ZM207 139V138H206ZM212 139V138H211ZM217 139V138H216ZM143 140V139H142ZM157 140V139H156ZM155 140V141H156ZM181 140V139H180ZM200 140V141H199ZM205 140V139H204ZM224 140V139H223ZM237 140L240 142V138H237ZM236 140V141H237ZM247 140V138H246ZM254 140V139H252ZM257 140V139H255ZM254 140V141H255ZM262 140V139H261ZM260 140V141H261ZM264 140V139H263ZM107 141V142H106ZM128 141V140H126ZM137 141V140H136ZM140 141V140H139ZM235 139H234V142H232V139H228L227 141H225V144H221L220 141L218 143L220 144H217L218 146L220 145L222 151L219 149V152H228L227 155L232 152L231 151V146H232V143L233 145H235L234 143H236ZM244 141H245V138H244ZM258 141V140H257ZM21 142V143H20ZM129 142H132V140H130ZM129 142H126V143H129ZM146 142V141H145ZM149 142V141H148ZM217 142V141H216ZM242 142V140H241ZM249 142L248 140L246 141V143ZM262 142V141H261ZM260 142V143H261ZM125 143V142H123ZM142 143V142H141ZM170 144V142H168ZM238 143V142H237ZM245 143V144H246ZM264 143V142H263ZM261 143V144H263ZM107 144V145H106ZM114 144V143H113ZM130 144V143H129ZM214 144V143H213ZM244 144V142H243ZM244 144V145H245ZM249 144V143H248ZM253 144L255 145V143L253 142ZM253 144L251 145V148L254 150L256 148H254L255 146H253ZM259 144V143H258ZM257 145L256 147L259 148L260 145ZM124 145V148L125 147V144H122V146ZM147 145V144H146ZM151 145V144H150ZM164 145V144H163ZM167 145V144H165ZM202 145V147H200ZM212 145V144H211ZM237 145V144H236ZM243 145V146H244ZM157 146V145H156ZM161 146V145H160ZM185 146V145H184ZM240 146V144H239ZM250 145H248L249 147ZM259 146V147H258ZM264 146V145H262ZM261 146V147H262ZM133 147V146H132ZM146 147V146H145ZM153 147V145H152ZM237 149H238V146H236ZM124 148H122L121 150H123ZM142 148V147H141ZM154 148V147H153ZM183 148V147H182ZM242 148V146H241ZM239 148V150L237 151V149L235 151H237L236 154H239L241 153L244 158L246 159L247 162H251V154L250 152L246 150H243V148L241 149ZM250 148V150H252ZM264 148V147H263ZM7 149V148H6ZM19 149V150H18ZM65 149H72L70 150L71 152L73 151V156H69L70 158L67 159L66 155L63 154V151ZM111 149V148H110ZM129 149V148H127ZM136 149V148H134ZM144 149H147V148H144ZM149 149H152V148H149ZM203 149V150H202ZM233 149V148H232ZM242 151H241V150ZM260 149V148H259ZM5 150V149H3ZM126 150V149H125ZM131 150V149H130ZM160 150V149H159ZM162 150V149H161ZM178 150V149H177ZM258 150V149H257ZM7 151V150H6ZM4 151V152H6ZM15 151H18L20 153L21 152H24V153H21L23 154L22 156L20 155H17L15 154L16 152ZM68 151V150H67ZM66 151V152H67ZM112 151V150H111ZM134 151V150H133ZM164 151V150H163ZM162 151V152H163ZM182 151V150H181ZM180 151V152H181ZM240 151V152H239ZM260 150H258L259 152ZM262 151V150H261ZM3 152V154H4ZM65 152V151H64ZM122 152V151H121ZM220 152V153H221ZM252 152V151H251ZM254 152H256L254 150ZM18 153V154H19ZM69 153V152H67ZM124 153V151H123ZM133 153V152H132ZM136 153V152H135ZM150 153V152H149ZM154 153V152H153ZM167 153V152H166ZM261 153V152H259ZM1 154V155H3ZM117 154V153H116ZM121 154V153H120ZM134 154V153H133ZM156 154V152H155ZM175 154V153H174ZM177 154V153H176ZM232 154V153H230ZM229 154V159L231 160V155ZM253 154V153H252ZM263 154V153H262ZM124 155V154H123ZM126 155V154H125ZM148 155V154H147ZM164 155V154H163ZM162 155V156H163ZM169 155V154H168ZM173 155V154H171ZM180 155V154H179ZM183 155V154H182ZM185 155V154H184ZM186 155V156H188ZM221 155V156H220ZM226 155V153H225ZM235 155V153L232 154V156ZM240 155V154H239ZM238 155V156H239ZM257 155V154H254V156ZM264 155V154H263ZM151 156V155H150ZM191 156V157H192ZM242 156L241 159H244ZM253 156V157H254ZM4 157V155H3ZM113 157V156H112ZM122 157V156H121ZM142 157H144L142 155ZM141 157V158H142ZM159 157V156H158ZM157 157V158H158ZM196 157V156H195ZM227 157V156H226ZM227 157V159H228ZM237 157V158H239ZM72 158H75V160L77 159H81L86 166H84L83 169H78L76 168V166L78 165V162L76 161L77 165L73 162V160H70ZM77 158V159H76ZM125 158V157H124ZM140 158V157H139ZM2 159V158H1ZM15 159H18L16 160L15 162L13 160ZM115 159V158H114ZM129 159V158H128ZM131 159V158H130ZM160 159V158H159ZM182 159V158H181ZM188 159H191L190 157ZM195 159V158H194ZM223 159V160H222ZM226 159V160H227ZM233 159V158H232ZM236 160V158H234ZM233 159V160H234ZM254 159V158H253ZM3 160H6V157L3 158ZM123 160H126V159H123ZM137 160V159H136ZM135 160V161H136ZM141 160V159H140ZM183 160V159H182ZM201 160V159H200ZM239 160V159H238ZM2 161V160H1ZM8 161V160H6ZM79 161V160H78ZM148 161V160H147ZM156 161V160H155ZM159 160L157 159L156 163L158 165H160V162H158ZM164 161V160H162ZM161 161V162H162ZM192 161V160H191ZM199 161V160H198ZM219 161V162H220ZM243 161V160H242ZM260 161V162H258ZM128 162V161H127ZM139 162V161H137ZM144 161H141V163L143 164ZM149 162V161H148ZM166 162V161H165ZM193 162V161H192ZM233 162V161H232ZM244 162V161H243ZM257 162V164H255ZM256 162L254 163L255 165H259L258 168H263V163H262V160H256ZM7 163V162H6ZM129 163V162H128ZM132 163V166L135 165L133 164V161L131 162ZM131 163H129L131 165ZM150 163V162H149ZM224 163V162H223ZM226 163V161H225ZM224 163V164H225ZM245 163V162H244ZM243 163V164H244ZM129 164H127L129 166ZM140 164V165H142ZM146 164V162H145ZM155 164V165H154ZM183 164V162H182ZM199 164V163H198ZM208 164H209V167H208ZM221 164V162H220ZM237 164V163H236ZM250 165V163H248ZM262 164V165H261ZM82 165V164H81ZM91 165V166H90ZM139 165V164H136V166ZM144 165V164H143ZM142 165V166H143ZM203 165V164H202ZM230 165V164H228ZM79 166V165H78ZM77 166V167H78ZM90 166V168H89ZM122 166V167H121ZM127 166V167H128ZM157 166V167H156ZM187 166V165H186ZM217 166H219V164H217ZM243 166V165H242ZM246 166V164H245ZM248 166V165H247ZM254 166V165H252ZM82 167V166H81ZM181 167V166H180ZM185 167V166H183ZM212 167V168H213ZM225 167V166H224ZM256 167V166H255ZM4 168H8L6 171L4 170ZM136 170H137V167H135ZM187 168H185L184 170H187ZM209 168V169H208ZM219 168V167H218ZM229 168V166H228ZM227 168V169H228ZM128 169V168H127ZM143 169V168H142ZM141 169V170H142ZM188 169V170H189ZM222 169V168H221ZM246 169V168H245ZM257 169V168H256ZM144 170V169H143ZM193 170H195V172H193ZM203 170V171H202ZM231 170V169H230ZM229 170V171H230ZM233 170V169H232ZM262 170V169H260ZM264 170V169H263ZM121 171V172H120ZM132 171V172H131ZM248 171V170H247ZM254 171V170H253ZM258 171V169L256 170ZM221 172V171H220ZM231 172V171H230ZM235 172V171H234ZM262 172V171H261ZM123 173V175L121 174ZM143 173V172H142ZM178 173V172H177ZM181 173V171H180ZM259 173V171H258ZM179 174V173H178ZM182 174V173H181ZM232 174V173H230ZM247 174V173H246ZM263 174V172H262ZM261 174V175H262ZM87 175L89 176L88 179H92L90 180V182H88L86 180V177ZM137 175V174H136ZM141 175V174H140ZM144 175V174H143ZM146 175V174H145ZM144 175V176H145ZM176 175V174H175ZM220 175V174H219ZM234 175V174H233ZM241 175V173L239 174ZM245 175V174H244ZM253 175V174H252ZM83 176H86L84 177L86 182L87 183H81L80 184V181H82L83 179ZM213 176V175H212ZM216 176V175H215ZM214 176V177H215ZM238 176V175H237ZM218 177V176H216ZM232 177V176H230ZM235 177V176H234ZM240 177V176H239ZM245 177V176H244ZM242 177V179L244 178ZM82 178V179H81ZM112 178V180H110ZM134 178V179H133ZM238 178V177H237ZM241 178V177H240ZM247 178V176H246ZM245 178V180H246ZM141 179V178H140ZM219 179V178H218ZM227 179L230 180V178H228V175L226 177V180ZM232 179V178H231ZM236 179V178H235ZM253 179V178H252ZM114 180V183L111 182ZM180 180V181H179ZM220 180V179H219ZM228 180V181H229ZM234 180V179H233ZM250 180V179H249ZM247 180V181H249ZM211 181V180H210ZM227 181V182H228ZM231 181V180H230ZM244 181V180H243ZM245 181V182H247ZM150 182V183H148ZM216 182V181H215ZM240 182V181H239ZM113 183V184H111ZM149 185H148V184ZM223 183V182H222ZM221 183V185H222ZM139 184V183H138ZM216 184V183H215ZM263 184V183H261ZM78 185H80L78 187ZM197 185H202L201 186V190H199V188H197ZM214 185V186H213ZM247 185V184H246ZM252 186V185H251ZM254 186V185H253ZM257 186V185H256ZM260 186V184H259ZM258 186V188H259ZM249 187V185H248ZM263 187H264V184H263ZM246 188V187H245ZM250 188V187H249ZM252 189V188H251ZM189 194H186V192ZM248 190V189H247ZM143 192L144 193H147L146 196H149V200L147 202L149 203H146V205H142V203L140 204V202H137L139 205H136V197H137V194H139L140 192ZM254 191V190H252ZM139 192V193H138ZM190 192V193H189ZM240 192V193H239ZM236 193L239 197L236 196ZM246 193V192H245ZM141 194V193H140ZM139 194V195H140ZM172 194V196H170ZM240 194V195H239ZM260 194V193H259ZM257 194V195H259ZM138 195V196H139ZM207 195V197H209ZM255 195V194H254ZM252 195V196H254ZM256 195V196H257ZM242 196V197H241ZM143 197V196H141ZM140 198V196H139ZM257 198V197H256ZM57 199H60L61 202H56V203H61L60 207L59 206H55V203H54V200H57ZM138 199V198H137ZM217 199V200H218ZM248 199V198H247ZM250 199V198H249ZM58 200V201H60ZM141 200V199H140ZM193 200L195 201L196 203V200L198 202H201L203 203V206L206 207V211H207V214L203 211L205 210L204 207L200 208L205 214H201V212L199 211V207L201 206H196L198 210H194V211H197V212H191V206L193 203ZM216 200V201H217ZM220 200V199H219ZM218 200V201H219ZM223 200V199H222ZM220 200V201H222ZM253 200V199H252ZM250 200V201H252ZM259 200V199H258ZM142 201L144 202V200L142 199ZM155 202H158V206H160L161 208H163V213L165 212V216H166V213L170 214L171 213V210L174 211H179V213L181 212V214L185 217H191L189 218L191 221V225H189L188 228H185L184 226L181 227V225H179L181 227V229L179 228L178 229V226L175 227V225H173V227H169L167 226V223L165 222H161L157 219H154L155 217H153V214H152V210L151 208L153 207V203ZM191 201H192V204H191ZM213 201V200H212ZM219 201V202H220ZM215 202V201H214ZM223 202V201H222ZM248 202V201H247ZM54 203V204H53ZM201 203H197V204H201ZM218 203V202H216ZM58 204V205H59ZM168 204V205H167ZM196 204V205H197ZM252 204V203H251ZM202 205V204H201ZM152 206V207H151ZM194 206V205H193ZM192 206V207H193ZM220 206V205H219ZM214 207V206H213ZM216 207V206H215ZM154 208V207H153ZM160 208V210H162ZM226 208V207H225ZM247 208V207H246ZM249 209V208H248ZM154 210V209H153ZM212 210V209H210ZM221 210V209H220ZM244 210V209H243ZM246 210V209H245ZM244 210V211H245ZM170 211V213H169ZM193 211V210H192ZM199 211V212H198ZM224 211V210H223ZM243 211V212H244ZM157 212V211H156ZM213 212V211H211ZM220 212V211H219ZM154 213V212H153ZM177 213V212H176ZM224 213V212H223ZM230 213L232 215H230ZM239 213V212H238ZM237 213V214H238ZM252 213V212H251ZM251 213H249L250 215H248L249 217H252ZM256 213V212H255ZM255 213L253 214V217L255 215ZM155 214V213H154ZM159 214V213H158ZM173 214V213H172ZM171 214V215H172ZM213 214H217V212L213 213ZM248 214V213H247ZM170 215V216H171ZM174 215V214H173ZM224 215V216H225ZM242 215H246V213L242 214ZM257 215H260V214H257ZM158 216V215H156ZM160 216V215H159ZM179 216V215H178ZM202 216V217H201ZM223 216V215H222ZM243 216V218H244ZM166 217H169V215H167ZM200 219H199V218ZM212 217V216H211ZM173 218H175L173 216ZM173 218H170V219H173ZM198 218V219H197ZM206 218V219H207ZM220 218V217H219ZM245 218H247V215L245 216ZM256 218H259L258 217H255ZM169 219V218H168ZM179 219L181 220L180 216H179ZM178 219V221H179ZM218 219V218H217ZM238 219V218H237ZM242 219V218H241ZM239 219V220H241ZM249 219V218H248ZM198 220V221H197ZM202 220V219H201ZM224 220V219H222ZM243 222L242 223H245L244 219H242ZM247 220V219H246ZM251 220V218H250ZM254 219L252 218V221ZM260 220V219H259ZM262 220V219H261ZM166 221V220H165ZM169 221V220H167ZM186 222V220H184ZM184 221H182L183 223H185ZM206 221V220H205ZM210 221V220H209ZM213 221V220H212ZM236 221V220H235ZM238 221V220H237ZM249 221V220H248ZM251 221V222H252ZM257 221V219H256ZM175 222V221H174ZM180 222V221H179ZM178 222V223H179ZM222 222V221H220ZM219 222V223H220ZM230 222V221H229ZM250 222V223H251ZM255 222V221H254ZM258 222V221H257ZM262 222V221H261ZM256 223L254 225L251 224V227H247V226H250V225H247L245 224L246 228H248L247 230L250 233V232H255V231H258V232H264V225L261 226V224L264 223V219H263V223ZM183 223H180V224H183ZM208 223V222H207ZM236 223V222H235ZM248 223V224H250ZM253 223V222H252ZM211 224V223H209ZM216 224V223H215ZM218 224V223H217ZM177 225V224H176ZM184 225V224H183ZM212 225V224H211ZM220 226V225H219ZM244 226V228H245ZM261 226V227H260ZM239 227V226H238ZM237 227V228H238ZM240 229V227L238 228ZM262 229V230H261ZM246 230V229H245ZM241 232V231H240ZM246 232V231H245ZM226 235V237H225ZM263 235V234H262ZM260 234L261 237L264 238V236H262ZM218 236H221L222 239H218L219 237ZM243 236H245L243 234ZM251 236V235H250ZM264 241V240H263ZM260 245H261V242H260ZM264 246V245H263ZM262 247V245H261ZM263 253V254H262ZM231 261V263H229ZM240 262V261H239ZM240 264V263H239Z\"/></svg>",
  "mask_w": 264,
  "mask_h": 264
},
{
  "label": "rangeland",
  "instance_id": "2",
  "mask_svg": "<svg viewBox=\"0 0 264 264\" xmlns=\"http://www.w3.org/2000/svg\"><path fill=\"white\" fill-rule=\"evenodd\" d=\"M1 1V0H0ZM3 1H5V0H2L1 2H0V4H1V6H4V4H6V7L4 6V7H2L3 9H5L6 11H3V13H4V15L3 14H0V15H3V16H0V53L1 54H3V55H1L0 54V56L2 57V59H3V57H4V59L2 60L1 59V57H0V66L2 67H0V87H2V86H4V85H7L8 83H12V82H15L11 87H10V89L7 91V93L3 96V99L0 101V127H3L4 126V124H8L9 126H10V123H8V121H10L12 118H13V114H15V112H17V111H19V112H21V111H23V107H22V105L26 102V101H28V100H31V102L32 101H34L35 103H36V101L38 100L39 102L42 100V98L43 99H46V98H48L47 96H48V91H51L50 89L52 88V84H57V83H59V84H65V87L64 88H62V89H59V90H63V89H65L66 91V93L70 90V88L72 89V87H74V86H79L80 88L78 89L79 90V92H80V94L79 95H77V94H75V95H77V96H69V99H68V102H67V105H68V103L70 102V104L72 103V100H70V97H72L71 99H74V97H75V101H73V103L75 102V103H77L76 105L77 106H81V105H83L82 103H80L79 104V102L77 101L78 99H79V101H81V100H85L84 101V106L83 107H87V109L88 108H90V107H88V106H92V108L91 109H88L87 111H82V109H81V107H80V109H79V107H76V109H75V111L74 112H79V110L81 111V112H86L87 114H89L90 113V111L93 113L94 111H97L99 108H100V106L102 105V106H105L106 105V103H108V102H110V101H114L113 102V104H115L116 102H118V104H117V106H121V105H125V107L126 108H128L127 106H129V108L131 107V109H130V112L127 110V112L129 113V115H128V113H127V115L128 116H130V114H131V116H132V114L134 115L135 113H133L135 110L133 109V107H134V105H136V108L138 107V104H139V106L142 104L143 106H144V104L146 105V106H149L148 104H150L149 102H152V103H154L155 102V100H156V103L158 104L157 105V107H158V109L160 108L161 109V111L162 112H159L160 110H158L157 108V112H155V114H153L154 113V110H156L155 108H154V110L152 109V104H150L151 106L149 107V109H147L148 107H146V106H144V108L143 107H139V109L141 110V115H142V117H143V119H142V121H141V119H140V123L141 122H143V120H144V118H145V116L147 115V119L148 120H146V118H145V122H148V125L147 124H145L147 127V129L144 127V122L143 123H141V125L144 127L143 129H145V130H143L142 129V126L141 125H138L139 124V122L138 123H135L136 124V126H135V129L137 130V132H136V130L135 129H133L134 131H135V136L137 137H135L134 135H132L130 138H128V139H126V140H128V141H126L125 139L122 141V143H121V149L122 148H124V145L122 146V144H125V147L126 148H124L123 150H121V149H119V151L117 150V152H116V149H117V147H114L115 145H116V143L115 142H113V141H111V140H108V141H110V143L108 142V145H107V147H105V148H108L109 149V151L110 152H107V153H109V155H108V157L109 156H111V158L109 157V160L107 159L106 160V162H104V163H107V161L110 163L111 161V163H119V164H117V165H119V166H117V168H119L120 169V165H122L123 166V164H121V162L122 163H124V165L125 166H121L123 169L124 168H126V170H132V169H129V167L131 166V167H137V170H136V168L134 167L133 168V170L132 171H134V169H135V171H134V174H135V172H137L136 174H135V176H134V178L135 179H137V180H135L134 181V186H136V184L135 183H137V186L136 187H138L139 188V186L141 187V185L140 184H142V186L143 185H145L144 183L148 180V178H147V176H149L148 175V173H146L148 170L145 168V166L147 165L148 166V164H151V162L153 161V159H155L154 157H156V161H157V159L159 160L158 162H160V165H158L157 163H156V161L154 160V162H152V163H155L157 166H159V167H161V165L164 163V165L165 164H167V158H168V162H169V159H174V160H181L180 161V165H179V167H177V172L179 173H177L176 171L172 174H170V175H172L171 176V178H173V176H174V178H176L177 180L178 179H184V175H185V173L187 172L188 173V171L190 172L191 171V169H189V168H187L190 164L192 165L193 163H195L194 161H196V163H197V166L195 167L196 168V171H198L199 169H197V168H200L199 166H201V167H203L204 166V168H200V169H203V170H205V168L207 167V162H208V157L207 158H205L206 156H208V153H209V151L211 152V151H215V152H218L219 154H221L220 156L221 157H223V159H224V157H225V161H226V163H225V161H220L221 160V158H219V160L216 162V163H213L217 168H215V167H211L209 170H213V172H211V178H210V180H209V185L210 184H214L215 185V187H217L218 188V186L219 187H227V184H228V186H229V184L230 185H233V186H235V183L234 182H236V185H238V184H241L242 185V183H243V185H244V188H243V186H240V185H238V187L236 186V188L238 189V190H241V189H243V190H241L242 191V193L244 194L243 195V198L245 197H247L246 199H244L245 201H246V204H248V205H245V207L243 208V206L241 207V208H238V209H235L236 211L238 210V212H233L232 211V214H234L235 213V218L240 214V211H241V214L239 215V216H242V217H237L236 219H234V218H232V219H228L227 218V215H225L228 211V206L225 204L226 202H225V198H219L220 200H222V201H220L218 198V200L220 201H218L216 198H215V200L214 199H212V200H210L211 199V195H208V194H206V195H204V196H202V198L204 197L205 199H208L209 200V202H211L212 203V205H211V208L210 209H212V210H210L209 209V213L211 214L210 215V217H204V218H199L200 220V222L201 221H203V223L205 224L206 223V225H210V227H221L222 225L223 226H228V224L230 225V226H232L233 228L235 227L237 230V232H238V234L240 233L241 235H242V237H246L247 235H248V237H246V238H250V237H253L252 236V234L251 233H253L254 235H256L257 236V238L259 237V239H257V243L259 242V244H257V245H259L260 246V248H261V251H263L264 252V238L263 237H261L260 236V234L262 235V236H264V232H258V231H255V232H250V233H248L247 234V232H249L247 229L249 228V227H251V224L252 225H254V224H256V223H259L260 224V222L261 223H263V219H264V187H263V184H264V146H262V145H264V129H263V131L261 130V132H263V133H259V134H261V135H259L258 134V132H257V135L258 136H261V137H259L260 139H258V137L256 136V133L254 134V132H252V134H251V132L249 131V135H246L247 133H248V131H246V130H242V127H240L239 125H238V123H236L238 120H240V118H241V120L242 121H244V119L246 120L247 119V117L249 118L250 117V115H251V117L253 116V119H252V121H254V123L251 121V119L249 118V119H247L246 121L247 122H252L251 124H253L254 126L253 127H259L262 123H264V121H261L262 119L264 120V80H262V79H264V18L262 17L263 16V12H261V11H258V10H262V11H264V5L262 6H260V4L263 2L264 3V0H241L240 2H239V7L242 5V4H244V3H246V4H248L249 2L250 3H252V2H254V3H259V4H257V8H256V5L253 3V4H251L250 5V11L249 12H252L251 14L249 13V17H248V19H250L251 17H252V19H250V20H248L247 21V23L250 25L251 24V26H250V28L249 27H247V29H245L244 31H243V37L245 38H243L244 40H245V42H248V39H249V44H250V41L251 40H253V41H251V44H253L254 46H252L251 47V51L250 50H248V51H246L245 53H243V58H242V56H241V58L243 59V60H245L246 58V60H245V62L242 60V61H240L239 62V64H238V62L237 63H234V64H236V66L234 65V64H232V67L233 66H235V68L233 67L232 69H236V71L235 70H232V73H235L236 75V78H237V80L235 81L234 79V81L235 82H233V80H231L230 81V83H233V84H228L227 85V87L228 88H230V90L228 89V91L227 90H225V95L224 96H221L223 99L222 100H224V101H222V102H220L221 100H217V103L215 102L214 103V105H212V107H211V105H210V107L209 106H206L207 108H212V109H207L206 107H205V104H200L201 106L199 107V110L200 111H204V109H206L205 110V112H207V114H209L210 116H211V120H210V122L211 123H209L208 125V127H207V125H205L204 127H203V131H201L202 132V134H203V141H205L206 142V140H208L209 141V143H211V144H209L210 146L208 147V145H206L207 147H205V148H203L202 150H203V153H202V155H201V157H199V152L198 151H200V148H199V150L196 152V154L194 155V156H189L190 154H189V149H187L188 148V146L185 144V139H183L184 138V136H181L179 133H178V130H176V128H172L169 124H167V126H169V130L170 131H172V132H170V131H167L164 127H165V124L168 122V121H170L169 119H168V117H171V115H169V114H172V117L174 116V114H175V111H173V110H176V109H173V107H174V103L175 102H173L172 104V106H171V104H169V103H165L164 102V100H165V98H166V96H168V95H170L168 92V90H169V84H170V82H169V80L167 81V79H170V81H171V78L172 77H174V75H173V73L177 76V75H179L180 74V72H179V70L177 71L176 69L179 67L178 66V64L179 65H181L179 68H181L182 70L184 69L183 67H184V65H182V64H184V59H185V57H186V55L188 54V52L190 51L189 49H187L188 47L187 46H190L189 45V42H190V36L189 35H191L190 34V32H193L194 30H196L197 31V29H198V31L199 32H201V31H203V34H202V36H205L206 34H208L207 32H208V29L207 28H209V27H211L209 30L211 31V29H212V27H213V32H214V35L212 34V36L214 37L213 38V43H214V48L212 47V50H210V52L212 53V54H214V55H211L210 54V52H208L207 53V55L208 54H210L211 56H212V58L210 59V57L211 56H205L204 55V58L206 59V57H209V60H213V62H210V61H208L207 59H206V61H207V63L209 62V64H215V66L216 65H218V64H220V65H218V68H214V67H210V69L207 67V65H209V64H205V66H204V64H203V62L202 63H200L199 64V61L198 60H203L204 58L201 56V53H203V52H197L196 54H198V55H196L195 53V55L196 56H198L199 57V55H200V58L197 60L198 62L196 63V61H194L195 63H196V66H197V64H199L198 66L199 67H201V70H202V73H201V71L199 70V67L197 66V69H198V71H196L195 73H197V77L195 78V76H196V74L195 73H193V74H195L194 76H193V78L194 79H196L197 81L199 80V82H197V81H194V79L192 80V83L191 84H193L194 82H197L198 84H199V86L200 87H202L203 86V88L205 89V85H207L206 87H208L209 88V85H210V87L212 86V84H208L210 81H212L211 79H213L212 77H214V75H216V76H218V74H220V73H218L217 74V71L215 70V69H218V71L219 70H221V68L222 67H220L219 68V66H221V65H223L222 64V62L224 61V62H226L225 61V59L224 60H222L224 57H223V55H225V54H227V56L225 55V57L228 59V57L230 58V56H232V55H234V54H232V52H233V50L229 47V46H231V44L233 45V43L235 44V46L236 47H239L240 48V46H242V43L241 42H238V41H234L233 40V42L231 41V40H229L230 39V37H229V34L227 33L228 31H229V29H230V31L232 30V28H234V26H235V21H233L234 19H236L235 17H231V16H229L230 14H227V16H225V18H226V20L224 21V26L223 25H220V26H210V24H207L206 22H204V21H201V19H199V20H197L198 18H192V16L191 17H188V18H190V19H188V18H185V17H187L188 15H187V12H188V8L190 9L191 8V6L192 7H196L197 6V4H199V2L201 1V0H97L96 1V3H92L89 7H84V6H82V5H77L76 6V8L77 7H79V9L80 10H78V8L77 9H74L72 12H75L74 14L73 13H69V11L67 12V13H65L64 15H62V17L61 16H59V18H61V20L63 21V22H66L67 24H66V26H67V29L63 32V35L61 36V38L59 39V40H57L56 42H54V43H52V44H50V45H48V44H46V45H44V46H42L40 49L37 47L36 48V45L34 44L37 40H35L34 39V37H32V34H31V32L33 33L34 32V30L35 29H37V28H39V29H42L41 31L44 33V31L46 32L48 29H50V28H52V26H54L52 23L50 24V23H46L45 22V26H43L44 25V23H43V25L41 24V26L39 27V26H35V19L37 18H39V15H40V17L41 18H43V17H45L46 15L45 14H47V12L51 9L52 11L54 10V4H53V2H52V4H51V1L52 0H28V2H26L25 0V2H23L22 4H21V0L19 1V0H6V3L5 2H3ZM40 1V2H39ZM152 1V2H151ZM160 1V2H159ZM257 1V2H256ZM10 2V3H9ZM34 2V3H33ZM43 2H44V4H43ZM148 2L150 3L149 5H148ZM3 3V4H2ZM17 3V4H16ZM36 3V4H35ZM152 3H154V4H152ZM176 3V4H175ZM179 3V4H178ZM181 3V4H180ZM249 3V4H250ZM16 4V5H15ZM20 4V5H19ZM29 4V5H28ZM35 4V5H34ZM41 4H42V6H41ZM47 4V5H46ZM50 4H51V6H50ZM169 4V5H168ZM173 4V5H172ZM241 4V5H240ZM248 4V5H249ZM22 5V6H21ZM161 5V6H160ZM163 5V6H162ZM181 5V6H180ZM196 5V6H195ZM254 5H255V7H254ZM41 8H40V7ZM170 6V7H169ZM48 7V8H47ZM50 7V8H49ZM82 7H84V8H82ZM138 7V8H137ZM157 7V8H156ZM263 7V8H262ZM38 8H40V9H38ZM47 8V9H46ZM161 8V9H160ZM152 9V10H151ZM158 9H159V12H158ZM38 12V13H36V11ZM39 10H40V13H39ZM41 10H42V12H41ZM46 10V11H45ZM24 11V12H23ZM79 11V12H78ZM157 11V12H156ZM166 11V12H165ZM33 14H32V13ZM150 12V13H149ZM156 14H155V13ZM162 12V13H161ZM168 12V13H167ZM254 12H255V14H254ZM15 13H17V15L19 16H16L15 15ZM29 13V14H28ZM44 13V14H43ZM170 13V14H169ZM175 13V14H174ZM186 13V14H185ZM257 13V14H256ZM43 14V15H42ZM72 16V18H71V16ZM128 14V15H127ZM158 14V15H157ZM160 14V15H159ZM161 14H163V15H161ZM224 14H225V12H224ZM12 15V16H11ZM34 15V16H33ZM38 15V16H37ZM67 15V16H66ZM87 15V16H86ZM154 15V16H153ZM187 15V16H186ZM252 15V16H251ZM256 15H258L257 17H259V18H257L256 17ZM5 16V17H4ZM8 16V17H7ZM26 16V17H25ZM74 16V17H73ZM159 16V17H158ZM161 16H162V18H161ZM7 17V18H6ZM13 17V18H12ZM15 17H16V19H15ZM136 17H137V19H136ZM177 19H176V18ZM181 17H183V18H181ZM257 19H256V18ZM11 18L12 19H15V20H11ZM18 18H20L19 20H18ZM40 18V19H41ZM68 18V19H67ZM69 18L70 19H72V20H69ZM143 20H142V19ZM145 18V19H144ZM229 18V19H228ZM234 18V19H233ZM5 19V20H4ZM69 20V21H67V20ZM134 21H133V20ZM165 21V23H164V21ZM187 19V20H186ZM197 21H196V20ZM233 19V20H232ZM260 19V20H259ZM64 20H66V21H64ZM156 20V21H155ZM178 20V21H177ZM183 20V21H182ZM189 20V21H188ZM195 22H197V23H195ZM223 20H224V17H223ZM254 22H252V21ZM258 20V21H257ZM4 21V22H3ZM10 21V22H9ZM21 21V22H20ZM159 21V23H157ZM162 21V22H161ZM177 21V22H176ZM185 21V22H184ZM198 21H200V22H198ZM131 22V23H130ZM156 22V23H155ZM187 22V23H186ZM189 22V23H188ZM231 22V23H230ZM250 22V23H249ZM256 22V23H255ZM259 22V23H258ZM28 23V24H27ZM163 23V24H162ZM186 23V24H185ZM201 25H200V24ZM226 23H227V25H226ZM49 24V25H48ZM146 24V25H145ZM159 24H161V25H159ZM193 24V25H192ZM233 24V25H232ZM155 25V26H154ZM185 25H188V26H185ZM191 25V26H190ZM198 25H200V26H198ZM49 26H51V27H49ZM111 26L113 27V28H111ZM126 26H128V27H126ZM183 28H182V27ZM201 26L203 27L204 26V28L202 29V30H199V28H201ZM206 26V27H205ZM208 26V27H207ZM223 26V27H222ZM230 26V27H229ZM259 26V27H258ZM16 27V28H15ZM25 27V29H23ZM27 27V28H26ZM31 27V28H30ZM48 27V28H47ZM131 27V28H130ZM163 27V28H162ZM187 27H188V29H187ZM198 27V28H197ZM232 27V28H231ZM10 28V29H9ZM22 28V29H21ZM29 28V29H28ZM45 28H46V30H45ZM74 28H76L75 29V33L72 35V36H70L68 39H67V37H68V35H69V33L74 29ZM144 28V29H143ZM155 28V29H154ZM180 28V29H179ZM249 28V29H248ZM21 29V30H20ZM32 29V30H31ZM124 29V30H123ZM127 29V30H126ZM141 29V30H140ZM185 29H186V32H187V34L186 33H184L185 32ZM192 29V30H191ZM194 29V30H193ZM227 29V30H226ZM44 30V31H43ZM128 30H130L129 32H128ZM162 30H163V32H162ZM180 30V31H179ZM204 30H206L207 32H206V34H205V31ZM24 33H23V32ZM113 32V31H115V32H113L112 34L110 33V32ZM124 31V32H123ZM135 31H136V33H135ZM140 31V32H139ZM145 31L147 32V33H145ZM169 31H170V33H169ZM216 31V32H215ZM225 31V32H224ZM248 31V32H247ZM251 31V32H250ZM256 31H257V33H256ZM15 32V33H14ZM183 32V35H181V33ZM189 32V33H188ZM212 32V31H211ZM13 35V37H12V35ZM29 33V34H28ZM106 33V34H105ZM119 35H118V34ZM144 33V34H143ZM217 33H219V34H217ZM246 33V34H245ZM260 33V34H259ZM115 34V35H114ZM117 34V35H116ZM146 34V35H145ZM153 34H154V36H153ZM160 34H162V35H160ZM186 36H185V35ZM217 34V35H216ZM222 34H224V35H222ZM258 34V35H257ZM8 35V36H7ZM21 35V36H20ZM25 35H30V36H25ZM107 35V37H105ZM110 35V37H108ZM114 35V36H113ZM125 35H127V36H125ZM158 37H157V36ZM167 35V36H166ZM183 36V38H184V40L183 41H181V42H179V36ZM189 37H188V36ZM102 36V37H101ZM113 36V37H112ZM121 36L123 37V38H121ZM124 36H125V38H124ZM135 36V37H134ZM163 36V37H162ZM165 36V37H164ZM185 36V37H184ZM224 36V37H223ZM16 37V38H15ZM116 37V38H115ZM121 39H120V38ZM134 37V38H133ZM148 37H151V38H148ZM155 37V38H154ZM162 37V38H161ZM177 37V38H176ZM189 38V40H188V38ZM256 37V38H255ZM13 38V41L11 40ZM33 38V39H32ZM109 38V39H108ZM110 38H112V39H110ZM115 38V39H114ZM119 38V39H118ZM131 39L130 41L129 40H127V39ZM137 38V39H136ZM153 38V40H152V42H151V39ZM225 38L227 39L228 38V40L226 41L225 40ZM259 38V39H258ZM9 39V40H8ZM65 39H67L66 41H64ZM93 39V40H92ZM122 39H124V40H122ZM135 39V40H134ZM156 39V40H155ZM159 39V40H158ZM161 39V40H160ZM178 39V40H177ZM217 39V40H216ZM224 39V40H223ZM231 39H234V38H231ZM7 40V41H6ZM28 40V41H27ZM32 40H34L33 42H32ZM112 40V41H111ZM113 40H114V42H113ZM138 40V41H137ZM159 41V45L157 46V42ZM185 40L188 42H185ZM216 40V41H215ZM247 40V41H246ZM256 40V41H255ZM19 41V42H18ZM30 41V42H29ZM44 41V40H43ZM61 41H64V45H62V47L60 48V49H57L58 51L56 52V53H54V55L52 56V57H50L47 61H45L40 67H36V71H34V72H32V73H27L26 71H25V69H27V68H29L37 59H39L41 56H43L47 51H49L50 49H52V48H54L55 47V45H57V43H59V42H61ZM105 41H107V43L105 42ZM112 42L111 44L109 43V42ZM123 41V42H122ZM135 41V43L134 44H136L137 45V43L140 45L139 47H140V49H139V52H138V50H137V52L135 51L136 49H137V47H138V45L136 46V45H134L133 44V42ZM146 41V42H145ZM150 41V42H149ZM155 41H157L156 43H155ZM176 41V42H175ZM201 41V40H200ZM199 41V42H200ZM219 41V42H218ZM225 43H224V42ZM228 41H230V42H232V43H230L229 44V42ZM27 42H29L30 44H32V46H30V44L29 43H27ZM121 42V43H120ZM125 42V43H124ZM126 42H128V43H130V44H126ZM144 42V43H143ZM147 42H149V44L147 43ZM175 42V43H174ZM223 42V43H222ZM235 42H238V43H241V45H239L238 43L236 44ZM253 42H255V43H253ZM6 43H8V45H6ZM11 43V46H14V47H16V46H19V48H18V50H17V48H16V50L14 51V52H11V51H9V49H7V47L9 46L10 47V44ZM14 45H13V44ZM84 43V44H83ZM90 43V44H89ZM108 44V46H106V44ZM118 43L120 44V45H118ZM123 43H124V45H123ZM131 43L133 44L132 46H134V47H131L132 49V51H134V52H132L131 53V50L130 49H128L129 48V46L131 45ZM143 43V44H142ZM150 43H151V45H150ZM154 43V45L155 46H153L152 44ZM177 43H178V46H177ZM186 43H187V46H185L186 45ZM200 43H202V41L200 42ZM260 43V45H261V47H258L259 45H256L257 47H258V49L257 48H255L256 46H255V44H259ZM23 44V45H22ZM27 44V46H25ZM36 44H37V42H36ZM148 44V45H147ZM165 46H164V45ZM176 44V45H175ZM195 44V43H194ZM216 44V45H215ZM226 44L228 45V47H226ZM250 44V45H251ZM23 47H22V46ZM38 45V44H37ZM112 45L114 46L113 48H111L112 47ZM127 45V46H126ZM129 45V46H128ZM143 45H146V46H143ZM168 47H167V46ZM180 45H181V47H182V49L184 48V46L186 47V48H184V49H186L187 50V53H186V50H184L183 49V51H185L184 52V54H183V51H182V49L180 50ZM7 46V47H6ZM25 46V47H24ZM32 47V48H30V47ZM123 46H124V48H123ZM149 46V47H148ZM150 46H152V47H150ZM164 46V47H163ZM193 46V45H192ZM219 46V47H218ZM22 47V48H21ZM109 47V48H108ZM119 47V48H118ZM126 47H127V49H128V51H130V52H127V50H125L124 51V49H126ZM136 47V49H134ZM148 47V48H147ZM156 47V48H155ZM159 47H160V50H159ZM163 47V48H162ZM191 47V46H190ZM232 47H234V45L232 46ZM233 48L234 50H236V49H238V48ZM243 47V46H242ZM241 47V48H242ZM254 47V48H253ZM28 48H30V49H28ZM90 48V49H89ZM146 48V49H145ZM150 48L151 49H153V50H151V51H158V52H155L156 53V55H158L159 56V59H158V56H156L157 57V59L156 60H160L161 61V63H162V65H161V63H159L160 61H158V63H157V65H156V60L155 59H153V60H155L154 61V63H153V61L152 62H149V63H153V65H154V67H153V65L152 64H148V62H147V64H148V67H147V64L146 65H144L143 66V69L142 68H140V67H138L140 64H143V59H144V56H145V54H146V52L148 53V51L150 52ZM176 48V49H175ZM178 48H179V50L182 52H180V51H178ZM230 48V49H229ZM6 49V50H5ZM15 49V48H14ZM21 49H22V52H21ZM25 49L28 51H25ZM95 49V50H94ZM112 49V50H111ZM120 49L122 50V51H120ZM157 49V50H156ZM167 49V50H166ZM169 49V50H168ZM171 49V50H170ZM175 49V50H174ZM215 49V50H214ZM219 51H218V50ZM225 49H229L228 50V53L229 52H231V54H228V53H226V51H225ZM254 49V50H253ZM30 50V51H29ZM32 50V51H31ZM102 50V51H101ZM108 50V51H107ZM144 50V51H143ZM163 50V51H162ZM173 50V51H172ZM232 50V51H231ZM241 49H239V51H240ZM256 50V51H255ZM257 50H259V51H257ZM260 50H262V51H260ZM13 51V50H12ZM19 51V52H18ZM100 51V52H99ZM146 51V52H145ZM170 51H172V52H170ZM177 51V52H176ZM224 51V52H223ZM238 51V50H237ZM3 52V53H2ZM18 52V53H17ZM93 52V53H92ZM110 52V53H109ZM120 52V53H119ZM122 52V53H121ZM125 52L128 54H130L129 56H131L130 58V60H129V57H128V55H126L125 54ZM206 52V51H205ZM222 52L224 53V54H222ZM258 52V53H257ZM11 53H13V54H11ZM24 53H26V54H24ZM28 53V54H27ZM30 53V54H29ZM80 54V56H77V55H79ZM109 55H108V54ZM116 53V54H115ZM118 53V54H117ZM136 53V54H135ZM137 53H138V55H137ZM158 53V54H157ZM177 53V54H176ZM185 53H186V55H185ZM215 53H217V54H215ZM219 53L221 54V56L219 55ZM233 53H236L235 51L233 52ZM239 53H241V52H239ZM238 53V54H239ZM248 53H250V54H247ZM5 54H6V56H8L7 54H9V56L8 57H6L5 56ZM18 54V55H17ZM93 56H92V55ZM95 54V55H94ZM97 54V55H96ZM99 54V55H98ZM101 54V55H100ZM133 54H134V56H133ZM143 56H142V55ZM166 54V55H165ZM170 54V55H169ZM179 54V55H178ZM181 54H182V56H181ZM190 54V53H189ZM194 54L191 56V54L190 55H188V56H190V57H193L194 56ZM206 54V53H205ZM257 54H259V56L257 55ZM26 55H28V59H27V63L23 60V59H25L24 57L26 56ZM108 55V56H107ZM119 55H120V57H119ZM122 55V56H121ZM128 57V59H127V57ZM137 55V58L135 57ZM177 55V56H176ZM203 55V54H202ZM219 55V56H218ZM250 55H252V56H250ZM257 55V56H256ZM17 56H18V58H17ZM24 56V57H23ZM85 56V57H84ZM123 56H125V57H123ZM133 56V57H132ZM139 56H140V58H139ZM162 56V57H161ZM165 56V57H164ZM167 56V57H166ZM179 56H181V58H179ZM213 56H214V58H213ZM217 56H218V58H217ZM246 56V57H245ZM248 56V57H247ZM126 58L128 61H126V59H125V62L126 63H124V65L122 64L123 62H120V59H122V58ZM135 57V58H134ZM164 57V58H163ZM175 57V59H173ZM189 57V58H190ZM195 57V56H194ZM192 58L193 60L195 59H197L196 57L195 58ZM220 57H223V58H221L220 59ZM234 56H232V58H233ZM245 57V58H244ZM6 58V59H5ZM12 58V59H11ZM16 58V59H15ZM76 58V59H75ZM99 58V59H98ZM111 58V59H110ZM120 58V59H119ZM142 58V59H141ZM153 58H155L154 57V53H153ZM163 58V59H162ZM177 58H179V59H177ZM188 58V57H187ZM251 58H253V59H251ZM9 59V60H8ZM81 59V60H80ZM98 59V60H97ZM118 59H119V61H118ZM165 59V60H164ZM216 59H218V60H216ZM251 59V60H250ZM260 61H259V60ZM8 60V61H7ZM19 60V61H18ZM75 60V61H74ZM86 60V61H85ZM97 60V61H96ZM116 60V62H114ZM134 60V61H133ZM164 60V61H163ZM175 60V61H174ZM178 60V61H177ZM180 60H182V61H180ZM201 60H200V62H201ZM219 60H220V62H219ZM230 60V59H229ZM231 60H233V59H231ZM231 60L230 61H228L229 63L231 62ZM249 60V61H248ZM7 61V62H6ZM17 61V62H16ZM71 61V62H70ZM89 61V62H88ZM121 61H124L123 59L121 60ZM137 61V62H136ZM139 61H142V63L141 62H139ZM182 63H180V62ZM217 61L219 62V63H217ZM250 61H251V63H250ZM4 62H6L5 64H4ZM70 62V63H69ZM91 62V63H90ZM120 62V63H119ZM179 62V63H178ZM204 62H205V60H204ZM223 62V63H224ZM234 61H232L231 63H233ZM246 62L248 63V64H246ZM263 62V63H262ZM7 63L9 64L8 66H7ZM15 65H14V64ZM77 63V64H76ZM85 63V64H84ZM109 65H108V64ZM133 63V64H132ZM138 63V64H137ZM217 63V64H216ZM240 63H242V64H240ZM245 63V64H244ZM258 63V64H257ZM259 63H260V65H259ZM262 63V64H261ZM96 64V65H95ZM122 64V65H121ZM134 64H135V66H134ZM158 64H160V65H158ZM174 64V65H173ZM202 64V65H201ZM211 64V66H214V65H212ZM251 64V65H250ZM254 64L256 65V67L254 66ZM5 65V66H4ZM92 67H91V66ZM111 65V66H110ZM120 67H119V66ZM126 65V67H124ZM150 65V66H149ZM163 65L165 66V67H163ZM166 65H167V67H168V65H169V69L166 67ZM238 65V66H237ZM246 65H250V67H245ZM10 66V67H9ZM70 66V67H69ZM78 66V67H77ZM85 66V67H84ZM88 66V67H87ZM91 68H90V67ZM118 66V67H117ZM130 66H131V68H130ZM155 66L157 67V68H155ZM159 66V67H158ZM161 66V67H160ZM170 66L171 67H173L172 69L174 70V72H172L173 70L172 69H170ZM178 66V67H177ZM204 66V67H203ZM242 66H243V69H245L244 71L242 70V69H240L239 70V68H242ZM9 67V68H8ZM63 67H64V69H63ZM66 67V68H65ZM72 67V68H71ZM77 67V68H76ZM101 67V68H100ZM115 67V68H114ZM122 67V68H121ZM135 67V68H134ZM164 68V70L162 69V70H160L162 73H163V71H165L166 72V70H167V72L168 73H163V75H162V73L159 71V68L161 69V68ZM175 67V68H174ZM207 67V69H205ZM245 67V68H244ZM252 67V68H251ZM13 68V69H12ZM136 68H138V69H136ZM166 68V69H165ZM178 68V69H179ZM202 68H204V69H202ZM211 68H213V69H211ZM237 68H238V71H237ZM255 68V69H254ZM5 69V70H4ZM91 69V70H90ZM140 69V70H139ZM142 69V70H141ZM149 69H150V73H147L146 74V72H149ZM154 69V70H153ZM157 71H156V70ZM180 69V70H181ZM247 69V70H246ZM252 69V70H251ZM69 70V71H68ZM93 70V71H92ZM96 70V71H95ZM97 70H99V71H97ZM122 70V71H121ZM126 70V71H125ZM132 70V71H131ZM137 70L138 71H140V72H137ZM169 70V71H168ZM204 70V71H203ZM208 70H213V71H211V74L213 73L214 75H212L211 77H210V79H208L209 78V76L211 75H209V73H207L206 71H208ZM214 70L216 71L215 73H214ZM243 71V72H239V71ZM249 70V71H248ZM26 72V73H23V72ZM62 71V72H61ZM91 71V72H90ZM102 71V72H101ZM117 71H119V72H117ZM131 71V72H130ZM146 71V72H145ZM171 71V72H170ZM200 71V72H199ZM210 71H208V72H210ZM235 71V72H234ZM246 71V72H245ZM259 71V72H258ZM66 72V73H65ZM68 72H69V74H68ZM77 72V73H76ZM98 72V73H97ZM103 72H105V73H103ZM137 72V73H136ZM143 72H145V73H143ZM154 72H159V73H161V75L164 77V75H165V77L167 78H162V76L158 73H156V74H153ZM169 72L172 74H169ZM176 72V73H175ZM179 72V73H178ZM205 74H204V73ZM221 72V71H220ZM253 72V73H252ZM74 73V74H73ZM86 73V74H85ZM94 73V74H93ZM114 73V74H113ZM130 73H131V75H130ZM141 73H143V75L141 74ZM182 73V72H181ZM201 73V74H200ZM238 73V74H237ZM248 73V74H247ZM71 74V75H70ZM102 74V75H101ZM128 76H127V75ZM135 74V75H134ZM146 74V75H145ZM148 74H150V75H148ZM168 74H169V77H168ZM206 74H208V76L206 75ZM242 74H243V76H242ZM248 76H247V75ZM255 74V75H254ZM262 74V75H261ZM67 75V76H66ZM75 77H74V76ZM92 75V77H90ZM106 77H104V76ZM117 75V76H116ZM155 75H160L161 77V79L163 80H160V78H159V76H158V79H159V81H162V82H160L161 83V85H160V83H159V85L160 86H158V84L156 85V88L155 87H152V85H150V83L152 84V81H151V79H156L157 78V76H155ZM167 75V76H166ZM198 75H201V76H203V78L200 76V78H201V80H200V78L198 77ZM206 75V79H204L205 76ZM222 75V73L220 74V76ZM260 75V76H259ZM115 76V77H114ZM127 76V77H126ZM132 76V77H131ZM150 76V77H149ZM152 76V77H151ZM233 76H234V74H233ZM247 76V77H246ZM257 76H258V78H257ZM85 77V78H84ZM104 77V78H103ZM156 77V78H155ZM171 77V78H170ZM208 77V78H207ZM262 77V78H261ZM57 78V79H56ZM100 78V79H99ZM76 79L78 80V81H76ZM129 79V80H128ZM139 79V80H138ZM202 79H204L205 81H202ZM243 79V80H242ZM254 79H258V80H260L259 82H261V80L263 81V84L261 85L260 83L259 84H256V80H254ZM80 80V81H79ZM101 80H103V81H101ZM124 80V81H123ZM126 80V81H125ZM134 80V81H133ZM145 80H147V81H145ZM149 80H150V82H149ZM165 80V81H164ZM209 80V82H207ZM242 80V82H240ZM258 80H257V83H258ZM59 81V82H58ZM63 81V82H62ZM70 81V82H69ZM95 81V82H94ZM101 81V82H100ZM115 81V82H114ZM202 83H201V82ZM255 81V82H254ZM136 82V83H135ZM167 82L169 83V84H167ZM204 82V83H203ZM205 82H207V83H205ZM238 82V83H237ZM50 83V84H49ZM52 83V84H51ZM98 83V84H97ZM123 83H124V85H123ZM129 83V85L130 86H128L127 84ZM131 83V84H130ZM134 83V84H133ZM149 83V84H148ZM164 83H166V84H164ZM211 83V82H210ZM235 83H236V85H235ZM67 84L69 85V86H67ZM78 84H80V85H78ZM140 84V85H139ZM155 84V83H154ZM196 83H194L193 85H195ZM198 84H196V85H198ZM203 84H205V85H203ZM239 86H238V85ZM241 84V85H240ZM251 86H250V85ZM253 84V85H252ZM46 85V86H45ZM49 85V86H48ZM72 85V86H71ZM100 85V86H99ZM127 85V86H126ZM164 85H166V86H164ZM232 85H234V86H232ZM259 85V86H258ZM120 86H122V87H120ZM125 86V87H124ZM139 86V87H138ZM152 88H151V87ZM158 86V87H157ZM168 86V88H165V90H164V87H167ZM236 86H238L237 87V89H236ZM249 86V87H248ZM263 87V88H261V87ZM49 87V88H48ZM68 87V88H67ZM108 87V88H107ZM129 87H131V88H129ZM162 87V88H161ZM192 87V86H191ZM189 88V90L191 89V90H194L193 89V87L192 88ZM240 87H242V89L240 88ZM245 87V88H244ZM257 87V88H256ZM44 88V89H43ZM138 88H139V90H138ZM145 88V89H144ZM148 88V89H147ZM250 88V89H249ZM253 88H256V89H253ZM69 89V90H68ZM95 89V90H94ZM120 89H122V93L120 92ZM124 89V90H123ZM168 89V90H167ZM231 89H232V91H231ZM259 89V90H258ZM262 89V90H261ZM13 90V91H12ZM56 90H58V88H56L55 89V91ZM117 92H116V91ZM127 90V91H126ZM131 90V91H130ZM138 90V91H137ZM140 90H141V92H140ZM155 90V91H154ZM237 90V91H236ZM247 90V91H246ZM10 91H12L11 93H10ZM40 91H41V93H40ZM87 91H88V94H87ZM90 91H93V92H90ZM100 92V94H99V92ZM134 91V92H133ZM145 91H146V93H145ZM149 91V92H148ZM153 91V92H152ZM228 92V95H226L227 94V92ZM248 91H251V92H248ZM253 91V92H252ZM255 91H256V93H255ZM257 91H258V93H257ZM46 92V93H45ZM85 92V93H84ZM98 92V93H97ZM125 92V93H124ZM126 92H128V93H126ZM167 92V93H166ZM234 92V93H233ZM241 92V93H240ZM261 92V93H260ZM94 93V94H93ZM143 93V94H142ZM152 93V94H151ZM160 93V94H159ZM164 93V94H163ZM233 93V94H232ZM245 93V94H244ZM248 93V94H247ZM254 93V95L255 94H257V95H255L256 97H257V100L255 99L256 97L254 96V95H252ZM43 94V95H42ZM45 94V95H44ZM113 94V95H112ZM131 94V95H130ZM140 94V95H139ZM149 94V95H148ZM151 94V95H150ZM153 94L155 95V94H157L156 96H153ZM163 94V95H162ZM167 94V95H166ZM235 94V95H234ZM239 94V95H238ZM241 94V95H240ZM260 94H261V96H260ZM38 95V96H37ZM82 95V96H81ZM84 95V96H83ZM130 95V96H129ZM136 95V96H135ZM137 95H139V96H137ZM143 95V96H142ZM148 95V96H147ZM233 95V96H232ZM252 97H251V96ZM28 96V97H27ZM41 96V97H40ZM106 96H109V97H106ZM118 98H117V97ZM145 96V97H144ZM186 96V95H185ZM227 96L229 97V98H227ZM239 96H242V97H239ZM248 96H249V98H248ZM254 96V97H253ZM259 96V97H258ZM263 96V97H262ZM124 97H125V99H124ZM149 97H151V98H153V100H154V102H153V100H151L150 101V99L151 98H149ZM163 97V99H161ZM227 98V100H225V98ZM232 97V98H231ZM245 97V98H244ZM34 98H35V100H34ZM108 98H109V101H108ZM130 98V99H129ZM132 98V99H131ZM134 98V99H133ZM137 98V99H136ZM148 98H149V100H148ZM157 98H159V99H161V100H159V99H157ZM218 99H219V97H217ZM235 98V99H234ZM251 98V99H250ZM252 98H254V101H252ZM105 99V100H104ZM107 99V100H106ZM183 99V100H182ZM181 100L184 102V100H185V102L187 101L188 102V100H187V98H182ZM231 99V100H230ZM239 99H241V101L239 100ZM245 100V101H243V100ZM262 99V100H261ZM59 100H60V103L62 102V98H59ZM70 100V101H69ZM88 100V101H87ZM104 100V101H103ZM123 100H125V101H123ZM127 100H130V102L129 101H127ZM133 100L135 101V102H133ZM136 100H137V102H136ZM143 100H144V102H143ZM146 100V101H145ZM158 100V101H157ZM180 100V102H179V100H178V103H177V101H176V105H179L180 104V106H181V103H182V101ZM232 100H233V102H232ZM258 100H260V102L261 101H263V102H261V104H262V106L263 107H261L260 109H255L251 104H254L256 101H258ZM86 101H87V103H86ZM101 101V102H100ZM103 101V102H102ZM107 101V102H106ZM139 101H141V102H139ZM163 101V102H162ZM227 103H226V102ZM240 101V102H239ZM247 101V102H246ZM34 102H32V103H34ZM39 102H37V103H39ZM92 102V103H91ZM99 102V103H98ZM132 102V103H131ZM139 102V103H138ZM202 102H203V100H202ZM54 103V102H53ZM72 103V104H73ZM102 103V104H101ZM104 103H105V105H104ZM111 103V102H110ZM120 103V104H119ZM128 105H127V104ZM221 103H223V104H221ZM234 103V104H233ZM241 103V104H240ZM245 103V104H244ZM55 104H57L56 106H58V102L56 103H54L53 105L55 106ZM79 104V105H78ZM85 104L87 105L88 104V106H85ZM94 104V105H93ZM109 104V103H108ZM106 105V106H109V105ZM112 104V103H111ZM130 104V105H129ZM132 104H134L133 105V107H132ZM162 104H165V108L163 107L164 105H162ZM224 104L226 105V106H224ZM230 104V105H229ZM67 105H66V108H67ZM100 105V106H99ZM167 105V106H166ZM204 105V106H203ZM220 105H222V106H220ZM249 105V106H248ZM65 106V105H64ZM93 106H94V110H92L93 109ZM95 106H97L96 108H95ZM180 106H175L176 108H178V107H180ZM203 106V107H202ZM229 106V107H228ZM242 106V107H241ZM247 106V107H246ZM26 107V105L24 106V108ZM61 107H63V106H61ZM111 107V106H110ZM124 107V108H125ZM167 107V108H166ZM169 107V108H168ZM174 107V108H175ZM250 107V108H249ZM22 108V109H21ZM165 109V111L163 112V110ZM172 109V110H170L171 112H169L168 110L169 109ZM202 108H203V110H202ZM222 108V109H221ZM231 108V109H230ZM233 108H234V110H233ZM240 108V109H239ZM243 108V109H242ZM50 109V108H49ZM47 109V111H44V112H42V115L43 116H50L52 113H53V109ZM96 109V110H95ZM116 109V110H115ZM132 109L134 110V111H132ZM143 109H144V111H143ZM150 109H152V110H150ZM168 109V110H167ZM216 109H218L217 111H219V112H217L216 111V113H215V110ZM227 109V110H226ZM236 109V110H235ZM245 109V110H244ZM246 109H248V110H246ZM253 109H254V111H253ZM21 110V111H20ZM54 110H56V109H54ZM100 110V109H99ZM122 111L121 110V108H114V109H112V111L111 110H107L108 112L107 113H109V111H111V112H115V111ZM221 110V111H220ZM227 112H226V111ZM12 111H13V113H12ZM131 111H132V113H131ZM148 111V112H147ZM149 111H150V114H149ZM153 111V113H151ZM214 111V112H213ZM241 111H242V113H241ZM246 111V112H245ZM253 111V112H252ZM263 113H262V112ZM11 112V113H10ZM47 112H50V113H47ZM61 112V113H60ZM62 112H64V111H59L58 113H56L58 116H61L63 113ZM142 112H143V114H142ZM146 112V113H145ZM159 112V113H158ZM225 112V113H224ZM232 112V113H231ZM235 112V113H234ZM244 112V113H243ZM255 112V113H254ZM257 112V113H256ZM124 113V112H123ZM161 113H163L162 114V116L164 115L165 116V114H167L165 117H161L160 115H161ZM169 113V114H168ZM224 113V114H223ZM248 113V114H247ZM44 114H46V115H44ZM50 114V115H49ZM151 114H153L152 116H151ZM212 114H213V116H212ZM227 114H231L230 116L229 115H227ZM245 116V118H244V116ZM250 114V115H249ZM262 114V115H261ZM223 115V116H222ZM226 115V116H225ZM236 115V116H235ZM241 117H240V116ZM247 115H249V116H247ZM258 115V116H257ZM260 115V116H259ZM149 116V117H148ZM151 116V117H150ZM9 117H10V119H9ZM12 117V118H11ZM155 117V118H154ZM171 117V118H172ZM214 117V118H213ZM230 117H232V118H230ZM236 117V118H235ZM159 118H161L159 121H158V119ZM165 118H166V120H165ZM221 118V119H220ZM223 118V119H222ZM239 118V119H238ZM254 118H255V120H254ZM216 119V120H215ZM230 119V120H229ZM234 119V120H233ZM237 119V120H236ZM157 120V121H156ZM168 120V121H167ZM219 120L221 121V122H219ZM233 120V121H232ZM240 120V121H241ZM250 120V121H249ZM3 121V122H2ZM150 121V122H149ZM163 121V123H161ZM164 121H165V123H164ZM217 122L218 121V123H215V122ZM228 121H230V122H228ZM258 123H257V122ZM7 122V123H6ZM137 122V121H136ZM155 122V123H154ZM227 122V123H226ZM233 122V123H232ZM262 122V123H261ZM53 124H54V122H52ZM152 123H154L155 125H153ZM157 123L158 124H160L161 126H157ZM212 123H215L214 125L212 124ZM220 123V125H217V124H219ZM225 123V124H224ZM66 124V123H65ZM65 124H59L58 126H59V130H57L58 128H56V127H58V126H56L55 124V129H54V127L53 128H51V132L50 133H52V135H56V132H57V134H58V131H60L59 133H62L63 131L65 132L66 131V125ZM149 124H150V127H153V130H155V131H152L151 130V128L149 127ZM210 124H212V126L210 125ZM227 124V125H226ZM257 124V125H256ZM2 125V126H1ZM5 125V126H6ZM8 125H7V127H8ZM53 125V126H54ZM153 125V126H152ZM164 125V126H163ZM216 125V126H215ZM232 125V126H231ZM263 126H262V128H264V124H262ZM137 126H141L140 127V129L138 130V128H137ZM155 126V127H154ZM157 126V127H156ZM163 126V127H162ZM166 126V127H167ZM173 126V125H172ZM224 126V127H223ZM148 127L150 128V130L148 129ZM206 127V128H205ZM213 127V128H212ZM233 127H235V129L233 128ZM240 127V128H239ZM63 128H65V129H63ZM155 128V129H154ZM158 129V131L156 132V130ZM163 128H164V130H163ZM208 128V129H207ZM212 130H210V129ZM215 128V129H214ZM217 128H218V130H217ZM220 128V129H219ZM230 128V129H229ZM53 129V130H52ZM172 129V130H171ZM175 129V130H174ZM205 129V130H204ZM237 129H239V130H237ZM0 130H1V128H0ZM142 130V131H141ZM164 131V133L162 134L161 132L162 131ZM165 130H166V132H167V134H165L166 132H165ZM208 130V131H207ZM225 130H226V133L227 132H229L228 134H226V135H224L223 134V132L225 133ZM230 130V131H229ZM232 130V131H231ZM234 130V131H233ZM11 131V133H12V131H13V135H14V132L16 133L17 132V130H15V129H13L12 130V127H11V129L9 130V132ZM44 133H43V132ZM46 130H42L41 129V132L40 133H43L40 137H41V139L44 137L43 135L45 134V139H47V137H48V135H49V131H50V129L48 128V133H47V131L45 132ZM62 131V132H61ZM140 133H139V132ZM177 131V132H176ZM237 132V134H236V132ZM243 131H245V132H243ZM63 132V133H64ZM150 132V133H149ZM154 132V133H153ZM155 132L156 133H158L159 132V134H155ZM170 132V133H169ZM210 132V133H209ZM231 132V133H230ZM242 134L241 132H243V137H244V135H246L244 138H245V141H244V138L239 134ZM247 132V133H246ZM2 132L0 131V136L2 137H0V144L1 145H3V143L6 141V137L4 138V135H2L1 134ZM138 133V134H137ZM175 133V134H174ZM204 133H205V135H204ZM207 133V134H206ZM217 133V134H216ZM219 133V134H218ZM245 133V134H244ZM47 134V135H46ZM235 134V135H234ZM263 134V135H262ZM17 135V134H16ZM101 135H104V134H101ZM138 135V136H137ZM143 135V136H142ZM159 135V136H158ZM162 135H164V137L162 136ZM166 135H168V139L166 138ZM169 135H170V138H169ZM175 135H177V136H175ZM210 135V136H209ZM47 136V137H46ZM50 136V135H49ZM142 136V137H141ZM154 136H155V138H154ZM220 136L222 137V138H220ZM231 136V137H230ZM236 136H237V138H240V142L237 140V138H236ZM239 136H241V137H239ZM248 136V137H247ZM250 136V137H249ZM255 136V137H254ZM40 137H39V139H40ZM135 137V138H134ZM178 137V138H177ZM183 137V138H182ZM210 137V138H209ZM228 137V138H227ZM230 137V138H229ZM253 137V138H252ZM154 138V139H153ZM166 138V139H165ZM207 138V139H206ZM212 138V139H211ZM217 138V139H216ZM218 138H220V140L218 139ZM241 138H243V139H241ZM246 138H247V140L249 141V142H247L246 143ZM250 138H252V139H257V140H250ZM143 139V140H142ZM157 139V140H156ZM181 139V140H180ZM205 139V140H204ZM224 139V140H223ZM230 140V139H232V142H234V139H235V141H236V143H234L235 145H233V143H232V148H231V151L232 152H230V153H235V155H233L232 156V154H230L231 155V157L234 159V158H236V160L234 159H232L231 158V160L229 159V154L227 155V151L225 152H221L222 151V149H221V147H220V145L218 146L217 144H220L221 142V144H225V141H227V140ZM262 139V140H261ZM130 140H132V142H129ZM137 140V141H136ZM140 140V141H139ZM156 140V141H155ZM241 140H242V142H241ZM262 142H261V141ZM146 141V142H145ZM149 141V142H148ZM200 141V140H199ZM202 141V139H201V144H204L205 142H203ZM217 141V142H216ZM220 141V143H218ZM107 142V141H106ZM123 142H125V143H123ZM126 142H129V143H126ZM142 142V143H141ZM168 142H170V144L168 143ZM238 142V143H237ZM243 142H244V144H243ZM253 142L255 143V145L253 144ZM263 143V144H261V143ZM21 143V142H20ZM112 143V147H114V148H116V149H114V148H112V147H109V146H111V145H109V144H111ZM114 143V144H113ZM214 143V144H213ZM217 143V144H216ZM249 143V144H248ZM261 144L260 145V149L259 148H257L256 146L257 145H259V144ZM147 144V145H146ZM151 144V145H150ZM164 144V145H163ZM165 144H167V145H165ZM206 144V143H205ZM204 144V145H205ZM237 144V145H236ZM239 144H240V146H239ZM253 144V146H255L254 148H256V149H254L256 152H254V150L251 148V145ZM257 144V145H256ZM0 145V146H1ZM114 145V146H113ZM118 145H120V143H117V145L116 146H118ZM152 145H153V147H152ZM157 145V146H156ZM161 145V146H160ZM185 145V146H184ZM244 145V146H243ZM248 145H250L249 147H248ZM133 146V147H132ZM146 146V147H145ZM236 146H238V149H237V147ZM241 146H242V148H243V150H246L247 149V151L248 152H250V154H251V162H247L246 161V159L244 158V156L241 154V153H239V154H236L237 153V151L239 150V148H241ZM262 146V147H261ZM120 146H118V148H119ZM142 147V148H141ZM183 147V148H182ZM200 147H202V145L200 146ZM7 148V149H6ZM111 148V149H110ZM127 148H129V149H127ZM134 148H136V149H134ZM144 148H147V149H144ZM149 148H152V149H149ZM241 148V149H242ZM250 148L252 149V150H250ZM3 149H5V150H3ZM126 149V150H125ZM131 149V150H130ZM160 149V150H159ZM162 149V150H161ZM178 149V150H177ZM219 149L221 150L220 152H219ZM237 149V151H235ZM240 149V150H241ZM260 150L259 152H261V153H259L258 152V150ZM7 150V151H6ZM19 150V149H18ZM68 150V151H67ZM70 150H72V149H65L64 151H63V154L64 155H66V157H67V159L68 158H70L69 156H73V151L71 152ZM112 150V151H111ZM134 150V151H133ZM164 150V151H163ZM182 150V151H181ZM262 150V151H261ZM4 151H6V152H4ZM69 152V153H67V152ZM122 151V152H121ZM123 151H124V153H123ZM163 151V152H162ZM181 151V152H180ZM204 151H206V152H208V153H206V152H204ZM242 151V150H241ZM252 151V152H251ZM3 152H4V154H3ZM10 152L11 151H9V148L8 147H5L4 148V146L0 149V163L1 162H3V164L5 163V164H8V162H11L12 160H10L9 161V159L11 158L10 157ZM16 153L15 154H17V155H23V154H21V153H24V152H21L20 151V153L18 152V151H15ZM134 154H133V153ZM136 152V153H135ZM150 152V153H149ZM154 152V153H153ZM155 152H156V154H155ZM167 152V153H166ZM240 152V151H239ZM19 153V154H18ZM117 153V154H116ZM121 153V154H120ZM175 153V154H174ZM177 153V154H176ZM225 153H226V155H225ZM253 153V154H252ZM263 153V154H262ZM1 154H3L4 155V157H3V155H1ZM124 154V155H123ZM126 154V155H125ZM148 154V155H147ZM164 154V155H163ZM169 154V155H168ZM171 154H173V155H171ZM180 154V155H179ZM183 154V155H182ZM185 154V155H184ZM189 154V155H188ZM254 154H257V155H255L254 156ZM142 155L144 156V157H142ZM151 155V156H150ZM163 155V156H162ZM186 155H188V156H186ZM242 158V156H243V158L244 159H241L239 156ZM113 156V157H112ZM122 156V157H121ZM159 156V157H158ZM196 156V157H195ZM205 156V157H204ZM228 157V159H227V157ZM254 156V157H253ZM6 157V160H8V161H6V160H3V158H5ZM125 157V158H124ZM140 157V158H139ZM142 157V158H141ZM158 157V158H157ZM191 158V159H188V158ZM237 157H239V158H237ZM2 158V159H1ZM115 158V159H114ZM129 158V159H128ZM131 158V159H130ZM160 158V159H159ZM183 160H182V159ZM195 158V159H194ZM254 158V159H253ZM74 159V160H73ZM77 159V158H76ZM123 159H126V160H123ZM137 159V160H136ZM141 159V160H140ZM201 159V160H200ZM222 159V160H223ZM227 159V160H226ZM239 159V160H238ZM2 160V161H1ZM16 160H18V159H15V160H13L14 162L16 161ZM70 160H73V162L77 165V163L78 162H80V163H78V167L76 166V168H78V169H83L84 168V166H86L85 165V163L81 160V159H77V160H75V158H72V159H70ZM79 160V161H78ZM136 160V161H135ZM150 162H148V161ZM162 160H164V161H162ZM193 162H192V161ZM199 160V161H198ZM204 160H206L207 162L204 164ZM245 162H243V161ZM256 160H262V163H263V168H258L259 167V165H258V167H257V165H255V164H257V162H256ZM76 161H77V163H76ZM116 161V162H115ZM131 163L132 161H133V164H135V165H133L132 166V163H131V165L128 163ZM137 161H139V162H137ZM141 161H144L143 162V164L141 163ZM162 161V162H161ZM166 161V162H165ZM221 162V164H220V162ZM233 161V162H232ZM7 162V163H6ZM145 162H146V164H145ZM182 162H183V164H182ZM225 164H224V163ZM256 162V163H255ZM258 162H260V161H258ZM237 163V164H236ZM244 163V164H243ZM248 163H250V165L248 164ZM255 163V164H254ZM261 163V162H260ZM4 164V165H5ZM82 164V165H81ZM127 164H129V166L127 165ZM136 164H139V165H137L136 166ZM140 164H142V165H140ZM154 164V165H155ZM203 164V165H202ZM217 164H219V166H217ZM228 164H230V165H228ZM245 164H246V166H245ZM0 165H2V164H0ZM187 165V166H186ZM199 165V166H198ZM243 165V166H242ZM248 165V166H247ZM252 165H254V166H252ZM262 165V164H261ZM82 166V167H81ZM91 166V165H90ZM90 166H89V168H90ZM128 166V167H127ZM156 166V167H157ZM181 166V167H180ZM183 166H185V167H183ZM225 166V167H224ZM228 166H229V168H228ZM256 166V167H255ZM208 167H209V164H208ZM219 167V168H218ZM120 169L121 171L123 170V169ZM128 168V169H127ZM144 170H143V169ZM185 168H187V170H184ZM222 168V169H221ZM228 168V169H227ZM246 168V169H245ZM258 169V171H259V173H258V171H256L257 169ZM6 168H4V170H5ZM8 169V168H7ZM6 169V170H7ZM80 169V170H81ZM142 169V170H141ZM189 169V170H188ZM231 169V170H230ZM233 169V170H232ZM260 169H262V170H260ZM5 170V171H6ZM145 170H147V171H145ZM202 170V171H203ZM231 172H230V171ZM248 170V171H247ZM254 170V171H253ZM120 171V172H121ZM131 171V172H132ZM180 171H181V173H180ZM184 171H185V173H184ZM221 171V172H220ZM235 171V172H234ZM263 172V174H262V172ZM143 172V173H142ZM149 172V171H148ZM193 172H195V170H193ZM196 173V172H195ZM230 173H232V174H230ZM241 173V175H239ZM247 173V174H246ZM122 175H123V173H121ZM141 174V175H140ZM145 176H144V175ZM176 174V175H175ZM220 174V175H219ZM234 174V175H233ZM245 174V175H244ZM253 174V175H252ZM262 174V175H261ZM213 175V176H212ZM218 176V177H216V176ZM227 175H228V178H230V180L229 179H227V181H225L226 180V177H227ZM238 175V176H237ZM184 176V177H183ZM215 176V177H214ZM230 176H232V177H230ZM235 176V177H234ZM241 178H240V177ZM245 176V177H244ZM246 176H247V178H246ZM84 177H86V176H83V179H82V181L83 182H81L80 181V184L81 183H87L86 182V180L88 181V182H90V180H92L91 178L90 179H88L89 178V176L87 175V177H86V180H85V178ZM238 177V178H237ZM242 177H244L243 179H242ZM133 178V179H134ZM141 178V179H140ZM143 178H145L146 179V181H143L144 179ZM173 178V179H174ZM220 180H219V179ZM232 178V179H231ZM236 178V179H235ZM245 178H246V180H245ZM253 178V179H252ZM234 179V180H233ZM250 179V180H249ZM110 180H112V178L110 179ZM179 180V181H180ZM244 180V181H243ZM247 180H249V181H247ZM216 181V182H215ZM240 181V182H239ZM241 181H242V183H241ZM245 181H247V182H245ZM111 182H113L114 183V180L113 181H111ZM223 182V183H222ZM113 183H111V184H113ZM139 183V184H138ZM148 183H150V182H148ZM147 183V184H148ZM216 183V184H215ZM221 183H222V185H221ZM238 183V184H237ZM261 183H263V184H261ZM259 184H260V186H259ZM149 185V184H148ZM213 185V186H214ZM248 185H249V187H248ZM252 185V186H251ZM254 185V186H253ZM257 185V186H256ZM80 185H78V187H79ZM200 188H199V187ZM202 186V185H201ZM201 186L200 185H197V188H199V190H201L202 188H201ZM258 186H259V188H258ZM239 187H241V189L239 188ZM246 187V188H245ZM252 188V189H251ZM248 189V190H247ZM252 190H254V191H252ZM185 192H186V190H185ZM188 192V191H187ZM186 192V194H188ZM246 192V193H245ZM139 193V192H138ZM141 193V194H140ZM139 194H137V197H136V205H139L137 202H140V204L142 203V205H146L145 204V202L146 203H149V202H147L148 200H149V196H146L147 195V193H144L143 194V192L141 191ZM190 193V192H189ZM240 193V192H239ZM260 193V194H259ZM146 194V195H145ZM255 194V195H254ZM257 194H259V195H257ZM140 196V198H139V196ZM189 195V194H188ZM207 195L209 196V197H207ZM240 195V194H239ZM252 195H254V196H252ZM257 195V196H256ZM141 196H143V197H141ZM170 196H172V194L170 195ZM236 196L237 197H239L238 195H237V193H236ZM242 197V196H241ZM257 197V198H256ZM138 198V199H137ZM204 198H203V201H207L208 202V200H204ZM210 198V199H209ZM250 198V199H249ZM141 199V200H140ZM142 199L144 200V202L142 201ZM148 199V200H147ZM253 199V200H252ZM259 199V200H258ZM58 200H60V199H57V200H54V203H55V206H59L60 207V205H61V203L59 204V203H56V202H61V200L60 201H58ZM217 200V201H216ZM250 200H252V201H250ZM215 201V202H214ZM248 201V202H247ZM216 202H218V203H216ZM225 202V203H224ZM53 203V204H54ZM193 203L194 204H192V201H191V204H192V206H191V212H197V211H194V210H198V209H196L197 207L196 206H201V207H199V209L200 208H202V207H204L203 206V203H201V202H198L197 200H196V203H195V201L193 200ZM197 203H201V204H197ZM252 203V204H251ZM59 204V205H58ZM158 204V202H155L154 201V203H153V207L151 208V210H152V214H153V217H155L154 219H157V220H161L162 222H166L167 223V226H169V227H173V225H175V227L176 226H178V229L180 228L181 229V227L182 226H184L185 228H188L189 227V225H191V220L189 219V218H191V217H185V216H183L182 214H181V212L179 213V211H175V213H174V211H172L171 210V213H170V211H169V213L170 214H168V213H166V216L167 215H169V217H166L165 216V212L163 213V208H161L160 206H158L157 205ZM197 204V205H196ZM168 205V204H167ZM220 205V206H219ZM140 206V205H139ZM214 206V207H213ZM216 206V207H215ZM226 207V208H225ZM247 207V208H246ZM160 208L162 209V210H160ZM249 208V209H248ZM154 209V210H153ZM204 209L205 210H203L206 214H207V211H206V207H204ZM221 209V210H220ZM240 209H242V210H240ZM245 211H244V210ZM193 210V211H192ZM201 209L199 210L200 212H201V214H202V211ZM224 210V211H223ZM240 210V211H239ZM157 211V212H156ZM198 211V212H199ZM211 211H213V212H211ZM220 211V212H219ZM244 211V212H243ZM155 214H154V213ZM177 212V213H176ZM203 212V214H205ZM216 213L217 212V214L215 215V214H213V213ZM224 212V213H223ZM252 212V213H251ZM256 212V213H255ZM159 213V214H158ZM174 215H173V214ZM238 213V214H237ZM245 214L246 213V215H247V218H245V216L244 215H242V214ZM248 213V214H247ZM249 213H251L252 215V217H249L248 215H250ZM255 213V215H254V217H253V214ZM172 214V215H171ZM228 214V213H227ZM231 213H230V215H232ZM257 214H260V215H257ZM156 215H158V216H156ZM160 215V216H159ZM171 215V216H170ZM180 216V218H181V220L179 219V216ZM223 215V216H222ZM225 215V216H224ZM237 215V216H236ZM173 216L175 217V218H173ZM212 216V217H211ZM243 216H244V218H243ZM259 216V218H256L257 219V221H256V219H255V217H258ZM220 217V218H219ZM169 218V219H168ZM170 218H173V219H170ZM197 218V219H198ZM207 218V219H206ZM218 218V219H217ZM244 219V221H245V223H242L243 222V220L242 219ZM249 218V219H248ZM250 218H251V220H250ZM252 218L254 219L253 221H252ZM178 219H179V221H178ZM222 219H224V220H222ZM239 219H241V220H239ZM247 219V220H246ZM260 219V220H259ZM262 219V220H261ZM166 220V221H165ZM167 220H169V221H167ZM184 220H186V222L184 221ZM206 220V221H205ZM210 220V221H209ZM213 220V221H212ZM236 220V221H235ZM238 220V221H237ZM249 220V221H248ZM160 221V222H161ZM175 221V222H174ZM182 221H184L185 223H183ZM198 221V220H197ZM220 221H222V222H220ZM230 221V222H229ZM253 223H252V222ZM255 221V222H254ZM161 222V223H162ZM179 222V223H178ZM208 222V223H207ZM220 222V223H219ZM236 222V223H235ZM251 222V223H250ZM180 223H183V224H180ZM209 223H211V224H209ZM216 223V224H215ZM218 223V224H217ZM248 223H250V224H248ZM177 224V225H176ZM245 224H247V225H250V226H247L248 228H246V226H245ZM179 225H181V227L179 226ZM220 225V226H219ZM262 225H264V223L263 224H261V226ZM188 226V227H187ZM240 227V229H238L239 227ZM244 226H245V228H244ZM260 226V227H261ZM238 227V228H237ZM177 228V227H176ZM183 228V227H182ZM234 228V229H235ZM246 229V230H245ZM262 230V229H261ZM241 231V232H240ZM246 231V232H245ZM243 234L245 235V236H243ZM251 235V236H250ZM219 238L218 239H222V237L221 236H218ZM225 237H226V235H225ZM260 242H261V245H262V247H261V245H260ZM263 254V253H262ZM263 258V259H262ZM261 259L262 260H264V254L261 256ZM231 261L232 260H230V262L229 263H231ZM240 261V262H239ZM239 261H235V263L237 262V264H242V263H247L248 261H249V258H245V260L244 259H242V260H239ZM233 262V261H232Z\"/></svg>",
  "mask_w": 264,
  "mask_h": 264
},
{
  "label": "water",
  "instance_id": "3",
  "mask_svg": "<svg viewBox=\"0 0 264 264\" xmlns=\"http://www.w3.org/2000/svg\"><path fill=\"white\" fill-rule=\"evenodd\" d=\"M55 35H56V31H55V29H52V30H50V31L47 33V37H48V38H53Z\"/></svg>",
  "mask_w": 264,
  "mask_h": 264
}]
</instances>
